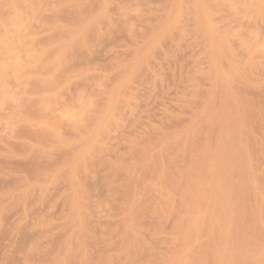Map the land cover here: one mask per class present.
Wrapping results in <instances>:
<instances>
[{
	"label": "bare ground",
	"instance_id": "bare-ground-1",
	"mask_svg": "<svg viewBox=\"0 0 264 264\" xmlns=\"http://www.w3.org/2000/svg\"><path fill=\"white\" fill-rule=\"evenodd\" d=\"M35 1H37V0H35ZM39 1V0H38ZM49 1V0H48ZM57 1H59V0H56V2ZM70 1V0H69ZM72 1V0H71ZM66 2L65 0H63V2H65L66 4H67V6H68V10H67V13L69 14V12L70 13H73L74 14V16H79V15H81V10L83 9L82 8V6H85V7H87V6H89L90 5V3H88L89 5H84V4H86V3H83L82 2V4H77V2H76V4H75V1L74 2ZM80 1V0H79ZM87 1V0H86ZM91 1H93V0H91ZM95 1V0H94ZM93 1V2H94ZM96 1H97V3H96ZM95 1V3H96V5L95 6H97V4H98V7H99V5H102L103 7H105V11H106V3H108L107 1L108 0H101L100 2L98 1V0H96ZM116 1V0H115ZM144 1V0H143ZM148 1V0H147ZM156 1V0H155ZM162 0H160L159 2H161ZM175 1H177V3H175V6H177V4L180 2V0H175ZM182 1V0H181ZM184 1V0H183ZM221 1L224 3V1H228V3L230 2V0H195V5L197 6V7H199V8H201V10H202V12H203V14L205 15V14H207V16H208V14H210L211 13V9L213 10V8H215L216 6H218V4L217 3H221ZM232 2H233V0H231ZM245 1V3L247 4V5H245L246 7H248V9L246 8V10L244 11V12H240L239 13V10H237V7H236V10L238 11L237 13H236V15H242L243 13V17L244 16H252L253 15V17L254 18H256L257 19V22H259L258 21V18L259 19H262V17L264 18V0H243V2ZM40 2H41V4H45L47 1H45L44 2V0L42 1V0H40ZM43 2V3H42ZM50 2V1H49ZM59 2H61L62 3V0L61 1H59ZM87 2H90V0L89 1H87ZM99 2V3H98ZM136 2H138V1H136ZM163 2V1H162ZM168 2H170V0L168 1V0H166V4H164V5H166L165 7L167 8V4H168ZM191 2V1H190ZM235 2H236V0H235ZM237 2H238V0H237ZM236 2V3H237ZM241 3L242 5H244V3ZM35 3L37 4V2H34V0H0V104H3V103H1V101L4 99V98H6L7 99V97H10L9 99L10 100H12V102H14L15 100H18L19 102H22L21 100H22V98L21 97H23L24 96V99L23 100H25V98L27 97V95H22V93L21 92H19V93H21V94H17V95H15V94H11V92L10 93H8L9 92V90L6 88V86L9 84V82H7L6 83V80L9 78V77H11L10 78V80L12 79V81L17 85V87L19 86H22V89H23V87H25V86H29L30 88H31V91H29V93H28V96H29V94L30 93H35V95L33 94V96L32 97H30L29 96V98L30 99H32L31 101H33V97L35 96V98L36 97H38V99H36V101H34V104H30L31 106H29L28 107V110L26 109V106L23 108V110H24V112H28V115H27V117L25 116V117H23L22 115H23V113L22 112H20V114L19 115H17L19 112H17L16 113V111H20V109H18V110H14V108H13V110H11L12 112L14 111V113H12L13 115L12 116H14L15 118H13L12 119V117H11V120H10V118H9V121H12V122H14V119H18V116H20L21 115V117H22V120H23V126L25 125V124H27L28 125V127L31 129V131H32V128L33 127H41L44 131L45 130H47L48 131V136H43L42 134H43V132L44 131H42L41 129H37L38 131H40L41 133H39L38 132V134H41V135H37L36 133H32V134H35V135H37V136H35V138H36V144L35 145H30V144H28L29 142H26V146H31L30 148L32 149V150H28V153H27V149L25 150L26 151V153L28 154L27 155V157H30V158H32V156H33V158H32V160L34 159V157H35V159H36V157L37 156H39L38 157V159L40 160V156H42V153H43V155H44V153L47 155H49L48 156V158L47 159H49V158H51V164H49L48 162H50L49 160H47V164H49V167H50V165H52L53 163L52 162H54L55 163V161L54 160H52V159H55V157L56 156H58V155H54V152L55 153H64L66 150H71V152L70 153H67V155L65 156V160H62V161H60L61 159L60 158H62V157H60L59 158V161H60V163L61 162H63V164L61 163V164H59V163H57V161H56V163L54 164V166H56V164H57V166L56 167H58L57 169H56V172H58V174H59V176L61 175V177H62V181H63V179L65 180V182H67L66 183V186H68L69 185V188H70V190H71V197H70V200H69V195H70V192H69V188H66V191H68L69 192V194H67L66 196H67V200H66V202H69L66 206L68 207H66L67 208V210H66V212L67 211H69L68 213H66V215L64 216L65 218L67 217V219H65L64 217V221L66 222L67 221V227H70L69 228V230H66L65 229V231H67V232H65V233H63L64 235H63V237H61L60 238V240L62 241L60 244H59V246H58V243H57V246H56V248L54 249L53 248V250H51L52 248H51V243H50V248H49V246H48V251H50V252H56L55 253V255L53 254V252H52V255H54V256H52V259H50L49 257H48V254H47V261H45L47 264H48V259H50V262H49V264H139V263H141L140 262V260L142 259V257H144V259L146 258V262H145V264H264V171H263V173L261 172V170H259L260 169V166H259V169L257 168V166L260 164L259 162H263L262 160L261 161H259V159H260V156H262V154L264 153V150L263 149H257L256 150V152L253 154V153H251V152H254V150H255V146H258V142L256 143V140H258V137L259 138H261L260 136H258L257 134H258V128L259 127H261V126H264V125H261V126H258V128H256L257 129V132H254L253 131V133L255 134L256 133V137H254V135H253V133H252V129H254L255 130V128H253L254 126L256 127L257 125H251L252 123L253 124H255V123H257V121L259 122V123H257V124H263L262 122V120L261 121H259L258 120V118L256 119V117H259V116H257V114L260 112H258L257 113V111L255 112L254 110H257V109H254L253 111H249V112H247V111H245L246 110V108H244V107H242L241 106V102L242 101H244L245 99H243V100H239V97L240 96H238V94L237 93H235L234 91H236L237 90V88H236V90H232L231 89V87L233 88V87H235L234 85H233V82H235L236 81V79L237 78H239V81H244L245 79L247 80V79H249V77H250V79L252 80V81H256L258 78L257 77H255V78H257V79H254V76L252 75V74H255L254 72H256L255 70L257 69H259L262 65V67H263V69H264V63H260V62H264V59H261V60H263V61H261L260 60V62H255L256 64H257V66L254 68V63H252L249 67H250V69H249V67L246 69L245 67H247V66H245L244 68H242V69H246L245 70V72H249V70H250V72L252 71V70H254V72H252L250 75H252V76H250L249 74H246L245 72H243V70H241V67L242 66H240V61L238 60V58H239V56L238 57H236V58H232L231 57V55L230 54H228V53H230V51H229V49H231L230 47L232 46H226V44L224 43V41H223V37H222V35L221 36H218L217 34H216V32H215V35H214V32H213V30H215V28L213 29L212 27V32H213V34L212 35H214V37L212 38V40H213V42H212V52H211V54H210V56H211V59H212V67H211V69L212 70H210L209 72L210 73H207L206 74V72H205V74H206V76L211 80V85H210V87L208 86V84L209 83H207V88L205 89V92H204V90L202 89V94H203V96L201 95V92L199 93V95H201L202 97H203V104H201V102H202V100L200 99V102H198L197 100H199V97H198V90L197 91H195V92H193V96H195V94H196V96L198 97V98H195V100L193 101V104H194V107H192V108H195V107H198V105L197 106H195V103H196V101L198 102V104H200V105H202V106H199L198 108H199V110H198V113L196 114L195 113V115H189V114H191V113H189L188 114V116H190L191 118H192V120H191V118H190V120L188 119L187 120V124H188V126L187 125H184L183 127H181V129H183V131L180 129L179 131H182L181 133H179V131H177L179 134H177L176 133V131H173V132H171L170 130V133H171V136H170V134L167 132V135H165V137L163 136V134H165V130H164V132H163V134H160L161 135V138H159L158 136H157V138L156 139H158V141L159 142H157V140H155V141H151L152 142V144H151V142L148 144L147 142V140H146V142L145 143H147V144H143L142 142L143 141H137L136 139H135V137H134V139H135V142H134V144H135V146L134 147H136V149L135 148H133L132 147V145H131V147H130V153L129 154H127L128 156H130V154H131V156L133 155L132 153L136 150V152H135V154H134V158H131V162H128V163H125L126 162V159L125 160H123L124 162H121L120 161V163L121 164H119V163H115V162H117V161H119V160H122V158L124 159V156L123 155H120V156H118L117 157V154L115 155L116 157L113 159V157H112V155H110L109 154V152H111V151H109L107 154H109L108 156H111V157H109L110 159H108L107 158V156H104L103 158L100 156V154L101 153H103L102 151L104 150V152L106 151L105 149L107 148V147H104L103 145H102V143H100V142H102L101 140L103 139L102 137H103V134L105 133V135H106V133L108 132L107 131V127L109 126V125H107L106 124V120L108 119V117L109 116H111L110 114L112 113V110H114V112L116 111V108L117 107H115L116 106V104L117 103H119V101H121V99H123V100H125V98H123V94H124V96H126V93L125 92H128L127 90H125V89H123V86L125 87V83L126 82H128L130 79H131V77L133 76V79L134 78H137V77H135V75H139V73H140V68H142V70L144 69L141 65L143 64H145V63H147L148 62V58H151L150 56L148 57V55L149 54H147V56L146 57H148V58H146L145 57V55H146V52L147 51H144V48H143V50H142V52H140V54L138 55L137 53H139V51L137 52V53H135V56H136V58L133 60V62L132 63H130V64H127V66H125L128 70H126L125 68L124 69H121V72L123 71V72H125V71H127V72H125L124 74H126L127 73V75H125V76H122V77H124V78H122V77H120L121 75H119V74H122L123 75V73H119V71L117 72V71H115L114 69V67H117L118 68V66H120V67H122L120 64L121 63H124L125 61H123V62H119V60H115L114 58L116 57V55H115V57H111L112 58V60L114 59L115 61H113V64H112V61L110 62V64L112 65V66H110V64H109V69L107 68L108 66H106L105 65V67L108 69V72H110V71H112L113 70V72H117L118 74H115V73H112V74H115L116 75V77L114 76L113 77V75H112V77H113V79H116V80H114V82L116 81H118L117 80V78L118 79H121L119 82H118V84L116 85V87H114L113 89H111L110 91L109 90H106V92H104L103 91V93L102 94H105V93H107L106 94V96H104L103 98H105V100L104 99H102V100H104L105 102H107L106 104L105 103H103V105L105 104V106H102L103 107V109H102V107H100L101 106V102L100 101H98L99 103H100V105L99 104H97V102H95V104H91V102L92 103H94V101H96L95 100V98H94V101H91L90 100V98H89V100L91 101L90 102V105H95L94 106V108H96V109H98L99 107L101 108V110L100 111H96V109H94L95 111H96V113H94L95 111H93V113H92V115L94 114L95 116L97 115V117L96 118H92L90 115H88V113H86V112H84V114H82V115H85V113L88 115V116H90L89 118L88 117H86V115L83 117V118H80V120L78 119L76 122L74 121L71 125H70V129L72 130V132L74 131V133H75V136L73 137L74 138V143H70V142H68L67 140H65V138H66V136H65V134L66 133H64V134H61L60 133V130L61 129H63V128H61L60 127V123H61V120H63L62 118H64V116L65 115H67L68 114V111L66 112V109H64V107L66 108V106H68V104L66 105V103L65 102H67V100L64 102V100L62 99V97H64V95L63 94H61V92L62 93H64L65 92V94H67L68 95V93L70 92V95H71V91H72V89H71V91L69 90V88H68V84L74 79V78H77V77H79L80 76V74L82 73H79V74H75V75H73V73H71V72H69V71H71V69H72V71H74L73 70V68H75V67H77V66H75V65H78L77 63H79V65H80V67H84L87 63H86V61H84V66H83V59L85 58V57H88L90 54H89V51H86V52H88V53H86V54H89L88 56L87 55H84V56H82V58H80L79 59V56H76V53L77 52H79V54H80V56L82 55V54H85V53H83L84 51H85V48L86 49H88L89 47L88 46H90L91 44V42L87 45V46H85L86 45V42H85V40L87 39V36L85 35V34H94V31L97 29V26H99V25H97L96 27H94V25H96V22H94L97 18L99 19V17H101V16H97V18L95 19V15H97V13L98 14H100L101 13V15H102V11H97L96 12V14H94V16L91 14V13H93L95 10H92V9H90V10H92L93 12H91L90 13V10L89 11H87L88 9V7L87 8H85L84 7V9H86V11L87 12H89V14H91V16L88 14L87 15V13H86V16H89V17H85V19H83V17H82V21H77L78 23H79V25L75 28V29H72L71 27H70V25H69V27H70V29H72V30H69V27L67 28L68 29V31H67V37L65 38V40H64V38L63 37H65L66 35H64V33H62V32H59L60 33V35H61V33L64 35V36H59V37H61V38H63L62 40H60L59 39V37H58V40H54V39H56V35H57V33H55L56 35H55V37H53L52 39H50V40H47L46 42H47V44L45 45L46 47L47 46H49L50 48H51V50L49 49V47H47L48 49H45L46 47L44 46V42H43V48H42V44H41V47H40V45H39V43L40 42H36V41H39V40H37V38L39 39V37H40V34L41 33H43L44 34V32L46 31V30H48V29H46L45 31H44V29H42L44 32H42L41 31V24L39 25L40 26V31H41V33L40 34H38L39 35V37H38V35H37V33L35 34V32H38V31H36L35 29V31H30L31 29L30 28H32L33 26H31L30 25V19H31V23L33 22L34 23V20H36V21H38L37 19H35L36 17H39V19L41 20L42 18H43V20H41V22H39V23H43V22H45L46 20H45V18H47L48 16H46V14L45 13H43V15H42V12H46V11H42V10H44V5L42 6L40 3H38V5H40L41 7H43V8H41L40 9V7H38L37 5H35ZM54 3V2H53ZM61 3L59 4L58 2L57 3H54V6H55V4H56V6H57V4H59V5H61ZM72 3H74V4H72ZM117 2H115V4H116ZM134 3V2H133ZM141 2H139V4H140ZM145 3V2H144ZM150 3V2H149ZM148 3V4H149ZM164 3H165V1H164ZM171 3H174L173 2V0H172V2ZM187 3V2H186ZM222 3V4H223ZM235 3V4H236ZM239 4H240V2H238ZM237 3V4H238ZM130 4V3H129ZM135 4V3H134ZM151 4V3H150ZM190 4H192V2L190 3ZM234 4V3H233ZM232 4V5H233ZM234 4V5H235ZM63 5H64V3H63ZM91 5H92V3H91ZM90 5V6H91ZM94 5V4H93ZM91 6V8H94V6ZM111 5V4H110ZM143 5V4H142ZM145 5V4H144ZM152 5V4H151ZM154 5H155V7L157 8V9H160V11H164L165 10V7H162L161 5H160V8H158V6L159 5H156L155 3H154ZM154 5H153V7L152 8H154ZM163 5V6H164ZM173 4H171V8H174V5L172 6ZM181 5V4H180ZM182 5H184V4H182ZM181 5V6H182ZM185 5H187L188 6V8H189V6H191V5H188V4H185ZM224 5V4H223ZM229 5H231L230 3H229ZM52 6H53V4H52ZM52 6H50V7H52ZM67 6H64V10L66 11V7ZM89 6V7H90ZM109 6V5H108ZM120 6V5H119ZM118 6V7H119ZM136 6V5H135ZM137 6H138V4H137ZM145 6H147V5H145ZM49 7V8H50ZM61 7V6H60ZM97 7V8H98ZM127 7V6H126ZM131 7V6H130ZM139 8L140 7H142L143 9V12L142 13H144V7L143 6H138ZM147 7H150V5L149 6H147ZM161 7L163 8V9H161ZM185 7V10H184V12H186L187 10H186V6H184ZM194 7V6H193ZM192 7V8H193ZM222 7H224V6H222ZM228 7V6H227ZM232 7V6H231ZM243 7V6H242ZM1 8H4L3 9V11H2V9ZM60 9L59 7H55V10H57V9ZM61 8H63V7H61ZM108 8V7H107ZM119 8H122L121 6L119 7ZM119 8H117V9H119ZM123 8H124V6H123ZM128 8V7H127ZM139 8H138V10L137 11H139ZM151 8V7H150ZM156 8H154V9H156ZM177 10H178V6L177 7H175ZM181 8V7H180ZM217 8V7H216ZM238 8H240V7H238ZM7 11H6V10ZM83 9V10H84ZM98 9H101V10H103L102 9V7L100 6V8H98ZM125 9V8H124ZM123 9V10H124ZM129 9V8H128ZM146 10H147V8H145ZM153 9V10H154ZM175 9V10H176ZM182 9V8H181ZM218 9V8H217ZM217 9H215V10H217ZM52 10V9H51ZM108 10V9H107ZM141 10V11H142ZM146 10H145V12H146ZM152 10V9H151ZM221 10V9H220ZM229 10V9H228ZM236 10H234V8H233V11H236ZM243 9H241L240 11H242ZM4 11H6V13L4 12ZM61 11H62V9H61ZM61 11H59V13H57V11H55L54 12V10H53V14L52 15H50L49 16V18H47L48 19V22H50V24H48V22H45V23H47V28H50L51 29V27H48V25H51V22L53 21L51 18H55L54 19V22H53V27L52 28H54V27H56V28H54L53 30H55L56 32L57 31H60V30H58V29H61L62 30V24H63V22H62V24H60L61 23V21L63 20V19H61V18H63L65 15V17H68L70 20L71 19H73V15L71 16V15H69L70 17H72V18H70L69 16H68V14L65 12L64 13V11H62V13L64 14V16H63V14L61 13ZM85 11V10H84ZM84 11H82V13L84 12ZM114 11V10H113ZM131 11H133L134 12V9L133 10H131ZM182 12H183V10H181ZM232 11V12H233ZM100 12V13H99ZM103 12H104V10H103ZM107 12V11H106ZM105 12V13H106ZM126 10H124V14H126ZM157 12V11H156ZM177 12V11H176ZM175 11H170L169 13H168V15L167 16H165V17H163V18H166V19H163V18H161V17H159V16H161V15H163V14H161L160 13V15L157 17L158 19L157 20H159V18L162 20L163 19V21L164 22H162V24L159 22V24L160 25H163V23H164V27L163 28H161V27H159L160 28V30L162 29L163 30V32H161V31H159L158 29H157V25H156V27H153V29L155 30H158L156 33H158V34H156V33H154V32H152L151 31V28H150V31L153 33V34H155V36L152 38L151 36H149L148 38H147V36H146V31H148V29L146 28L147 27V25H144V26H146L145 27V29H147L146 31H145V44L143 45L144 47L146 46L147 47V45H146V42L148 43H150V41L152 40V42L148 45L149 47H147V49L148 50H152V48H150L151 46H154V44H155V42H157V39H159L160 37H162V36H164V39H167L168 37L167 36H169L170 34H169V32H168V29H170V28H168L169 26L171 27L172 25H173V20L175 21V19H176V22H177V24L179 25L180 23H181V21H179L178 22V20H177V18H176V14H178V12L176 13ZM182 12H180V14H178L179 15V17H178V19L179 18H181V19H183L182 17L184 16V15H182V14H184V12L182 13ZM189 12V11H188ZM192 12V9H190V12H189V15H186V16H190V13ZM221 13L223 12H225L224 10L222 11H220ZM219 12V13H220ZM231 12V10H229V13ZM3 13H5V14H3ZM109 13V12H108ZM112 13H114V12H112ZM122 13V14H123ZM128 13H129V11H128ZM141 13V12H140ZM139 13V14H140ZM141 13V14H142ZM148 13V15L150 16V17H152L151 15H154L153 13L152 14H149V13H151L150 11L149 12H147ZM157 13H159V10H158V12ZM182 13V14H181ZM45 14V15H44ZM58 14H59V16L61 17V15H62V17L61 18H57L56 16H58ZM61 14V15H60ZM111 14V13H110ZM115 14V13H114ZM132 14V13H131ZM134 14H135V12H134ZM133 14V15H134ZM139 14H135L134 16L135 17H138L139 16ZM194 14V13H193ZM192 14V15H193ZM218 14V13H217ZM227 14V13H226ZM235 14V13H234ZM249 14V15H248ZM42 15V16H41ZM55 16V17H51V16ZM117 15V14H116ZM115 15V16H116ZM130 15V14H129ZM132 15V16H133ZM148 15H144L145 16V19H146V17L148 16ZM156 15V14H155ZM175 15V16H174ZM182 15V16H181ZM214 15V14H213ZM230 15H232V14H230ZM236 15H234V16H236ZM240 15L238 16V17H240ZM42 18H41V17ZM83 16V15H82ZM103 16H104V14H103ZM110 16H112V15H110ZM114 16V17H115ZM119 16V15H118ZM117 16V17H118ZM125 17L124 18H126V16H128V15H124ZM144 16H143V21H144ZM157 16V15H156ZM173 16L175 17L174 19H173ZM186 16H184L185 18H186ZM216 16H218V15H216ZM221 16V15H220ZM220 16H218L219 18H220ZM224 15H222V17H223ZM105 17H109V16H107V14L105 15ZM113 17V16H112ZM114 17H113V19H114ZM116 17V18H117ZM129 17V16H128ZM140 17V16H139ZM154 17V16H153ZM152 17V19H154ZM209 17V16H208ZM212 17V16H211ZM214 17V16H213ZM226 17V16H225ZM225 17H224V19H225ZM68 18H66L67 20H68ZM75 18V17H74ZM103 18L104 17H102V20H103ZM106 18V19H107ZM132 18V17H131ZM130 18V19H131ZM232 18V17H231ZM237 18V17H236ZM245 18V17H244ZM243 18V19H244ZM253 18V19H254ZM66 19H65V22H68V21H66ZM76 19H77V17H76ZM75 19V20H76ZM79 19H81L80 17L78 18V20ZM105 19V18H104ZM106 19H105V22H106ZM109 19H110V17H109ZM120 19V18H119ZM118 19V20H119ZM123 19V18H122ZM127 19V18H126ZM125 19V20H126ZM147 19H148V17H147ZM188 21H189V19L188 18H186ZM211 19V18H210ZM221 19H223V18H221ZM228 19V21H229V18H227ZM248 19H249V17H248ZM28 20H29V22H28ZM39 20V21H40ZM45 20V21H44ZM49 20H51V21H49ZM56 20H58V22L60 21V23L57 25L56 23H57V21ZM108 20V19H107ZM124 20V19H123ZM129 19H127V21H128ZM134 20L135 19H133V23H134V25H138V23H136V22H134ZM138 20H141L140 22H142V18H139ZM148 20H150V18L148 19ZM156 20V18H155V21L154 20H152V21H154V22H156L157 21ZM161 20H159V21H161ZM184 20V19H183ZM186 20V21H187ZM195 20V19H194ZM200 20V19H199ZM226 20V19H225ZM232 20V19H231ZM231 20H230V22H231ZM241 20V19H240ZM245 20V19H244ZM263 20L264 19H262V23L264 24V22H263ZM43 21V22H42ZM99 21V20H98ZM100 21H101V18H100ZM100 21H99V24L101 25V23H100ZM110 21H111V19H110ZM131 20H129L128 22H130ZM147 21V20H146ZM187 21V22H188ZM193 20H190V22H192ZM216 21V20H215ZM227 21V20H226ZM227 21V22H228ZM247 21V20H246ZM245 21V23H248L249 21H247L246 22ZM250 21H252V20H250ZM255 21V20H254ZM56 22V23H55ZM64 22V24H66ZM70 22V21H69ZM73 22H74V20H73ZM112 22V21H111ZM111 22L109 23L110 25H111ZM151 22V21H150ZM185 22V21H184ZM190 22H189V24L188 25H191L190 24ZM220 22V21H219ZM218 22V23H219ZM232 22H234V21H232ZM242 22V21H241ZM256 22V23H257ZM44 23V24H45ZM186 23V22H185ZM184 23V24H185ZM251 23V22H250ZM252 23H254L253 21H252ZM29 24V25H28ZM63 24V25H64ZM70 24H72V23H70ZM74 24V23H73ZM72 24V25H73ZM75 24H77L76 22H75ZM94 24V25H93ZM98 24V23H97ZM130 24H131V22H130ZM158 24V25H159ZM175 24V23H174ZM181 24H183V23H181ZM192 24H193V22H192ZM226 24H228V23H226ZM225 24V25H226ZM239 24H241V23H239ZM244 23H242V25H243ZM67 25V24H66ZM92 25H93V28H96V29H94V31H93V29L91 28L92 27ZM104 25V24H103ZM141 24H139V26H140ZM149 25V24H148ZM152 25V24H151ZM177 25V26H178ZM188 25H186V26H183V27H187V28H189L190 26H188ZM194 25H196V24H194ZM233 25H235V24H233ZM236 25H238L237 23H236ZM241 25V26H242ZM57 26L59 27V28H57ZM76 26V25H75ZM75 26H73V27H75ZM115 25L113 24V27H114ZM165 26L167 27V29L165 28ZM220 26H221V24H220ZM232 29L235 27L236 28V26H234V27H232L231 26V23H230V25H229ZM259 26V25H258ZM261 26V25H260ZM43 27H45V25H43L42 26V28ZM109 27H111V26H109ZM112 27V28H113ZM120 27V26H119ZM123 27V26H122ZM126 27V24H125V26H124V28ZM127 27H129V26H127ZM126 27V28H127ZM135 27V26H134ZM133 27V28H134ZM142 27H143V24H142ZM150 27H152V26H150ZM180 27H182V26H180ZM182 27V28H183ZM203 27V26H202ZM217 27V26H216ZM224 27V26H223ZM223 27H222V31L224 30L223 29ZM240 27V26H239ZM250 27V26H249ZM252 27H254L255 29H256V26H252ZM263 27V26H262ZM65 28H66V26H64V30H65ZM104 28V27H103ZM138 28V27H137ZM141 28V27H140ZM172 28H174L173 26H172ZM178 28V27H177ZM176 28V29H177ZM182 28H181V30H182ZM186 28V29H187ZM199 28V27H198ZM204 28V27H203ZM225 28V27H224ZM242 28V27H241ZM258 28V27H257ZM91 29V31H89ZM114 29H116V28H114ZM136 29V28H135ZM135 29H133V30H135ZM175 29V28H174ZM174 29H170L169 31L170 32H172L173 33V31H174ZM184 29V28H183ZM244 29V28H243ZM242 29V30H243ZM263 29V28H262ZM32 30H33V28H32ZM53 30H51V31H53ZM63 30V31H64ZM99 30H101L102 31V29L101 28H98V30H96V31H99ZM117 30V29H116ZM119 30V29H118ZM132 30V29H131ZM140 30V29H139ZM142 30H144V28H142L141 29V31ZM166 30V31H165ZM173 30V31H172ZM179 30V29H178ZM190 30V29H189ZM217 30H219V29H216V31ZM221 30V29H220ZM227 30V29H226ZM239 30V29H238ZM257 30V29H256ZM48 31H50V30H48ZM66 31V30H65ZM64 31V32H65ZM89 31V33H87ZM93 31V32H92ZM110 31V30H109ZM127 31V30H126ZM129 31H130V28H129ZM184 31V30H183ZM183 31H180V33L181 32H183ZM187 31H188V29H187ZM225 31V30H224ZM239 31H241V30H239ZM243 31H245V30H243ZM258 31H260V28H258V30L257 31H252V32H255V33H253V34H255V35H251L252 34V32H251V36L250 35H248V37L249 38H251V39H249L247 42H245L246 41V39H245V43H243V51H247V53L246 54H248L247 56H249V58H252V59H254V56L255 55H257V56H255L256 57V59H260V58H264L263 56H264V49H263V46H264V41H262L261 39H260V37H261V33L262 32H258ZM262 31V30H261ZM34 32V33H33ZM100 32V31H99ZM103 32V34L105 33L104 31H102ZM107 32V31H106ZM135 32H137L138 34L140 33L138 30L137 31H135ZM144 32V31H143ZM150 32V33H151ZM159 32H160V34H159ZM184 32L186 33V34H184ZM183 32V35H181L180 37H182V36H184V35H187L186 37H188L189 35H188V32H186V30ZM230 32V30H228V33ZM257 32L259 33V34H257ZM22 33V34H21ZM49 33V32H48ZM51 33V32H50ZM122 33V32H121ZM127 33V32H126ZM131 34V33H133V32H128V34ZM137 33H134L133 35L134 36H138V34ZM148 33V32H147ZM176 33H178V32H176ZM192 32H190L189 34H191ZM193 33H194V31H193ZM195 33H197V32H195ZM221 33V32H220ZM231 33H232V31H231ZM236 33V32H235ZM264 33V32H263ZM263 33H262V38H264L263 37ZM36 36V39L34 38V35ZM88 35V38L91 36V35ZM97 34L99 35L100 33H95V35L94 36H97ZM103 34H100L101 36H102V38H104L105 37V35H106V33H105V35H103ZM137 34V35H136ZM141 34V33H140ZM144 34H142V35H144ZM153 34H152V36H153ZM226 34H227V32H226ZM241 33H239V35H240ZM244 34V37H246L245 35V33H243ZM108 35V34H107ZM106 35V36H107ZM120 35V34H119ZM124 35H125V33H124ZM220 35V34H219ZM48 36H51V34L50 35H48ZM54 36V35H53ZM85 36H86V38H85ZM101 36H99V40H101L102 38H101ZM165 36L167 37V38H165ZM174 36V35H173ZM172 35L169 37L170 38V40L169 41H171V39H172V37H173ZM231 37H232V35H230ZM236 36V35H235ZM235 36H233V38L235 37ZM257 36H259V38L257 37ZM92 37V36H91ZM130 37L131 38H133L132 37V34L129 36V39H130ZM136 37H134V39L135 40H137L136 39ZM139 37V36H138ZM137 37V38H138ZM144 37H142V39H144ZM198 37H199V35H198ZM197 37V38H198ZM256 37L258 38L257 39V41H256ZM140 38V37H139ZM152 38V39H151ZM176 38V37H175ZM190 40L188 41V42H190L189 44H190V47L193 49L194 47H192V44L193 43H195L196 41L194 40V39H196V38H192V42H193V40H194V42L193 43H191V38H190V36L188 37ZM230 38V37H229ZM232 38V39H233ZM85 39V40H84ZM90 39V40H89ZM88 40H86L87 42L88 41H92L91 40V38H89ZM93 39H95V37L93 38ZM96 39H98L97 37H96ZM95 39V40H96ZM105 39H106V37H105ZM148 39H150V40H148ZM237 39V38H236ZM238 39H240V38H238ZM259 39H260V41H259ZM36 40V41H35ZM51 40H53L52 42H51ZM111 40V39H110ZM116 40V39H115ZM115 40H113V41H115ZM135 40H133V42H135ZM148 40V41H147ZM178 40H180V39H178ZM184 40H186V39H184ZM197 40V39H196ZM228 40V39H227ZM36 42V43H34V42ZM42 41V40H41ZM49 41V42H48ZM122 41V40H121ZM121 41H120V43H121ZM132 41V40H131ZM165 41V40H164ZM173 41V40H172ZM200 41V40H199ZM229 41V40H228ZM231 41H233V40H231ZM230 41V42H231ZM50 42L52 43V44H50ZM103 42H105V41H103ZM111 42V41H110ZM119 42V41H118ZM117 42V43H118ZM143 42V41H142ZM161 42H162V40H161ZM180 42H181V40H180ZM183 42H186V41H183ZM226 42V41H225ZM242 42V41H241ZM35 44V46H36V44L38 45L37 47V49H36V47L34 46V44ZM42 43V42H41ZM49 43V44H48ZM129 42L127 41V43L126 44H128ZM138 43H139V41H138ZM141 43V42H140ZM172 44H173V42H171ZM177 43H178V41H177ZM197 43H198V40H197ZM232 43H234L235 44V42H232ZM231 43V44H232ZM85 44V45H84ZM98 44V43H97ZM105 44V43H104ZM107 44V43H106ZM115 44V43H114ZM123 44V43H122ZM122 44H120V45H122ZM129 44H132L131 42L129 43ZM137 43H135L134 45H136ZM160 45H159V48L156 46L155 47V49H159V51H160V46H161V44H163V42L162 43H159ZM169 44H170V42H169ZM174 44H175V42H174ZM180 44V43H179ZM184 44V43H183ZM238 44H239V42H238ZM52 47H51V46ZM101 45H103V43L101 44ZM109 45V44H108ZM124 45V44H123ZM165 45H166V43H165ZM187 45H188V43H187ZM206 45V44H205ZM226 47H228L229 49H228V51H226L227 50V48H225V46ZM228 45V44H227ZM79 46H83L82 48L81 47H79ZM85 46V47H84ZM110 46V45H109ZM141 46V45H140ZM171 46V45H170ZM180 46V45H179ZM77 48V47H79V48H81L82 49V53H80L81 52V50L78 48V50L76 49H73V50H75V51H71L72 50V48ZM113 47V46H112ZM115 47V46H114ZM116 47H118V46H116ZM124 47V46H123ZM142 47V46H141ZM145 47V48H146ZM176 47H177V44H176ZM188 48H189V45L187 46ZM200 47V46H199ZM207 47V46H206ZM234 47V46H233ZM239 47H241V46H239ZM238 47V48H239ZM96 48V47H95ZM133 48V47H132ZM172 48H174L173 46H172ZM178 48V47H177ZM186 48V47H185ZM84 49V50H83ZM93 49V48H92ZM99 49V48H98ZM137 49V48H136ZM138 49H140V47L138 48ZM137 49V50H138ZM162 50L164 49V48H161ZM181 49H183V48H181ZM234 49V48H233ZM236 49H237V47H236ZM233 50L234 52H236L237 50ZM49 50H50V52L52 53H50L49 52ZM89 50V49H88ZM120 50V49H119ZM128 50V49H127ZM134 50V49H133ZM165 50L166 51H168L167 50V48H165ZM172 50V49H171ZM174 50L176 51V49L174 48ZM186 50V49H185ZM184 50V51H185ZM188 50V49H187ZM190 50V49H189ZM201 50H202V47H201ZM70 51H71V54H70ZM77 51V52H76ZM92 51H94V50H92ZM114 51V50H113ZM124 51H126V49L124 50ZM130 51V50H129ZM136 51V50H135ZM156 51V50H155ZM154 51V52H155ZM158 51V50H157ZM158 51V52H159ZM191 51H193V50H191ZM74 52H75V56H74ZM91 52V51H90ZM100 52V51H99ZM104 52H105V50H104ZM114 52H116V51H114ZM120 52V51H119ZM119 52H117L118 54H119ZM123 52V51H122ZM144 52H145V55H143L144 54ZM153 51H151L150 53H154ZM171 52H173V51H171ZM188 52H190V51H188ZM240 52V51H239ZM22 53V54H21ZM50 54V58L48 57V55ZM111 53H112V51H111ZM111 53H109L110 54V56H111ZM126 53H128V51L126 52ZM143 53V54H142ZM156 53V52H155ZM160 53H161V51H160ZM176 53V52H175ZM182 53V52H181ZM227 53V54H226ZM238 53V52H237ZM259 53V54H258ZM261 53V54H260ZM19 54V55H18ZM24 54V56H25V59H23V57L21 56V55H23ZM47 54V55H46ZM69 54V55H68ZM73 54V55H72ZM78 54V55H79ZM97 54V53H96ZM128 54H130V53H128ZM128 54H126V55H128ZM137 54V55H136ZM166 54H168V55H170V51H169V53H166L165 52V55ZM172 54H174V53H172ZM177 54V53H176ZM74 56V57H76V59L74 58V57H72V58H74L73 60H72V58H71V56ZM101 55V54H100ZM99 55V56H100ZM105 55V54H104ZM113 55V56H114ZM131 55V54H130ZM151 55V54H150ZM153 55V54H152ZM156 55V54H155ZM168 55H166V56H168ZM180 55V54H179ZM182 55V54H181ZM183 55H185V54H183ZM190 55H191V53H190ZM228 55V56H227ZM233 55V54H232ZM261 55H263V56H261ZM19 56V57H18ZM45 56L48 58V59H45ZM122 56V58H125L123 55H121V54H119V57L118 58H120ZM134 56V57H135ZM161 56H163V55H161ZM176 56H178V55H176ZM187 56V55H186ZM206 56V55H205ZM235 56H236V54H235ZM242 56H243V53H242ZM246 56V55H245ZM261 56V57H260ZM20 57H22V58H20ZM78 57V58H77ZM130 57V56H129ZM153 57H154V55H153ZM169 57V56H168ZM179 57V56H178ZM181 57V56H180ZM188 57V56H187ZM190 57V56H189ZM193 56H191V58H192ZM229 57H231L232 59H234V60H232L231 58V60L230 59H228ZM241 57V56H240ZM258 57V58H257ZM93 58V57H92ZM94 58H95V56H94ZM101 58V57H100ZM122 58H120V60L122 59ZM131 58H132V56H131ZM130 58V60H132ZM146 58V59H145ZM154 58H156V57H154ZM162 58H164L165 60H167L164 56L162 57ZM172 58V57H171ZM174 58V57H173ZM177 58V57H176ZM175 58V59H176ZM222 58H227L228 59V63H229V60L231 61V62H233L232 64H230L231 65V67H230V65L228 64V67L227 66H225V68H228V69H225V70H223L224 68H222L221 70V72H220V70L219 71H217V67H218V65H217V63L222 59ZM245 58V57H244ZM244 58H242V60L244 59ZM85 59H87V58H85ZM84 59V60H85ZM107 59H108V57H107ZM107 59H105V60H107ZM152 59V58H151ZM235 59H237L238 61H239V63L238 62H236V60ZM240 59V58H239ZM252 59H250V62H253L252 61ZM73 61V62H69L68 63V61ZM76 60V61H75ZM77 60H79V62L77 61ZM109 60H111V59H109ZM109 60H108V63H109ZM146 60V62L144 63V61ZM158 60V59H157ZM164 60V61H165ZM182 60V59H181ZM183 60H184V58H183ZM186 60H188V58L187 59H185L184 60V63H185V61ZM241 60V61H242ZM245 60V59H244ZM243 60V61H244ZM247 60H248V57H247ZM75 61V62H74ZM82 61V63H80ZM177 61V60H176ZM189 61H190V59H189ZM223 60H221L220 62H222ZM225 61H226V59H225ZM243 61H242V63H243ZM249 61V60H248ZM97 62V61H96ZM114 62H115V64L117 65V66H115V64H114ZM118 64H117V63ZM152 62V61H151ZM161 62V61H160ZM159 62V63H160ZM168 62V61H167ZM188 62V61H187ZM195 61L193 60L192 61V63H194ZM197 62H198V60H197ZM250 62H248L249 64H250ZM73 63H75V64H73ZM104 63V62H103ZM156 63V65H157V67H158V64H157V62H155ZM162 63H163V60H162ZM171 63V62H170ZM169 62L168 63H166L167 65L168 64H170ZM175 62H173V64H174ZM191 63V64H192ZM261 64V66H260V64ZM93 64V63H92ZM96 64V63H95ZM106 64H107V61H106ZM126 64V63H125ZM179 64V63H178ZM244 64V63H243ZM255 64V65H256ZM65 65V66H64ZM66 65H68V66H66ZM98 65V64H97ZM97 65H95V67L96 68H98L97 67ZM114 65V66H113ZM130 65V66H129ZM152 65H154V64H152ZM151 65V66H152ZM162 65V64H161ZM167 65H166V67H167ZM186 65V64H185ZM189 65V64H188ZM193 65V64H192ZM195 65H197V63H195ZM194 65V66H195ZM221 65V64H220ZM226 65V64H225ZM70 66V67H69ZM90 66V69L88 68V67ZM87 66H85L84 67V69L86 68V69H88V70H91V71H93L92 70V67L91 66H93V65H89V63L87 64ZM101 66V65H100ZM148 66H149V64H148ZM181 66V65H180ZM210 66V65H209ZM222 66H224V65H222ZM38 68V70H37V68ZM63 67V68H62ZM67 67H68V69L70 68V70H66L67 69ZM72 67V68H71ZM79 66H78V68H80ZM104 67V66H103ZM110 67H113V68H110ZM140 67V68H139ZM163 67V66H162ZM172 67V66H171ZM171 67H167V68H171ZM175 67V66H174ZM189 67V66H188ZM193 67V66H192ZM254 68V69H251V68ZM257 67H259V68H257ZM81 68V69H82ZM94 69V70H98V69ZM179 68V67H178ZM183 68V67H182ZM219 68V67H218ZM31 69H33V70H31ZM65 69V70H64ZM102 69V68H101ZM107 69H106V71L105 70H100V71H103L104 73L105 72H107ZM138 69H139V71H138ZM146 69V68H145ZM149 69H151V68H149ZM155 69V68H154ZM164 69V68H163ZM171 69H173L174 70V68H171ZM180 69V68H179ZM196 69L198 70V68H196V66H195V69H194V73H197L196 72ZM208 69H210V68H208ZM77 70V68H75V71ZM157 70L159 71V69L157 68ZM181 71H180V75L182 74V76L184 77L185 75H183V74H185V72L184 73H182V70L183 69H180ZM202 70V69H201ZM37 71V72H36ZM84 71H86V70H83V72ZM139 72L138 74L136 73V72ZM152 71V70H151ZM158 71H156L155 70V73L157 72V74H156V76L158 75ZM161 71V70H160ZM159 71V72H160ZM165 71V70H164ZM167 71H169V70H167ZM175 71V70H174ZM172 72V70H171V73H174V76H176L175 75V72ZM179 71V70H178ZM206 71H207V69H206ZM80 72V71H79ZM166 72V71H165ZM200 72V71H199ZM199 72L197 73V75H198V77H200L199 76ZM259 72H261V68H260V71ZM263 72V71H262ZM103 73V74H104ZM147 73V72H146ZM155 73H153V74H155ZM188 73V72H187ZM187 73H186V75H187ZM190 73V72H189ZM193 73V74H194ZM201 73V72H200ZM203 73V72H202ZM201 73V74H202ZM91 74V73H90ZM107 74V73H106ZM111 74V73H110ZM149 74V71H148V73H147V75ZM163 74V73H162ZM161 74V75H162ZM165 75H166V73H164ZM168 74V73H167ZM178 74V73H177ZM192 74V75H193ZM205 74H203V75H205ZM246 74V75H245ZM262 74H264V72L262 73ZM262 74H259L258 76H260V75H262ZM87 75H89V74H87ZM92 75V74H91ZM97 75V74H96ZM99 75V74H98ZM97 75V76H98ZM141 75L142 74H140L139 76H140V78H141ZM165 75H164V77H165ZM190 74H188L185 78H188V76H189ZM244 75L246 76V78L244 77ZM249 75V76H248ZM256 75V74H255ZM138 76V77H139ZM150 76V75H149ZM158 76H160V75H158ZM157 76V77H158ZM169 76V75H168ZM171 76V75H170ZM191 76V75H190ZM189 76V79L190 78H192V81L194 80V79H196V78H193V77H190ZM194 76H196V74L194 75ZM205 76V77H206ZM248 76V77H247ZM264 76V75H263ZM262 76V77H263ZM86 77H88V76H86L85 75V77L83 76L82 78H86ZM92 77V76H91ZM99 77V76H98ZM104 77V79L102 78V77H100V80L104 83L105 81V77L106 76H103ZM110 78H108V79H110L111 81L113 80V79H111L112 77H111V75L109 76ZM162 77H163V75H162ZM163 77V78H164ZM179 77V76H178ZM177 77V78H178ZM183 77L181 78V79H183ZM197 77V76H196ZM201 77H203V76H201ZM242 77V78H241ZM253 77V78H252ZM262 77H260L259 79H261ZM94 78V77H93ZM97 78V77H96ZM140 78H138V79H140ZM145 78H146V75H145ZM208 78H206V79H208ZM240 78L242 79V80H240ZM243 78H245V79H243ZM108 79H106L107 81L106 82H108L109 80ZM143 79H144V77H143ZM148 79V78H147ZM151 78L149 77V80H150ZM162 79V78H161ZM179 79V78H178ZM202 79H204V78H202ZM202 79L200 78L199 80L197 79L196 81H202ZM245 80L244 82H245V84H246V82L248 83V82H250V84L249 85H251V84H253L252 82H251V80ZM254 79V80H253ZM259 79L257 80V81H259ZM83 80V82H84V80L85 79H80V81H82ZM88 80H90L89 78L87 79V80H85V82L86 81H88ZM137 80V79H136ZM136 80H135V83H137L136 82ZM146 80V79H145ZM144 80V81H145ZM165 80H167V79H165ZM174 80H175V78H174ZM263 80H264V78H263ZM262 80V81H263ZM8 81V80H7ZM95 81H97V80H95ZM101 81H99V83H101ZM111 81H109L108 82V84L105 82L104 84L106 85L105 87H109V83H111ZM139 81V80H138ZM141 81V80H140ZM139 81V82H140ZM148 81V80H147ZM146 81V82H147ZM157 81L158 80H156V83H157ZM171 81V80H170ZM178 81H180V80H178ZM238 81V82H239ZM73 82H75V81H73ZM78 81H76V83H77ZM82 82V83H83ZM84 82V83H85ZM93 82V81H92ZM98 82V81H97ZM131 82V81H130ZM133 82V81H132ZM138 82V83H139ZM149 82H151V81H149ZM149 82H147V84L149 83ZM160 83H161V81H159ZM163 82V81H162ZM165 82V81H164ZM167 82V81H166ZM172 82H174L173 84H177V83H175V82H177V80H175V81H173V79H172ZM243 82V83H244ZM89 82H86L85 84H88ZM103 83H101V84H99V85H102ZM112 83H113V81H112ZM112 83L110 84V85H112ZM171 83V82H170ZM170 83L168 82V86L165 88V89H167V88H169V86H170ZM188 83V82H187ZM195 83H197V82H195V80H194V85H191V86H194V88H197L196 87V85H195ZM200 83V82H199ZM202 84L201 85H203V83L204 82H201ZM205 83H206V81H205ZM73 84L74 83H72V86H73ZM95 84H98V83H96L95 82ZM132 84H134V83H132ZM140 84H142V82H140ZM233 86H232V85ZM259 85H257L258 86V88H259V86H261V84L260 83H258ZM68 85V86H67ZM84 85V84H83ZM88 85H92V84H88ZM88 85H86V86H88ZM130 86H127L128 88H131V86H133L132 88L134 89H137L136 87H134V85H131V84H129ZM155 85V84H154ZM166 85H167V83H166ZM172 85V84H171ZM238 85V83H236V86ZM240 85H242L241 83H240ZM239 85V86H240ZM247 85V84H246ZM245 85V86H246ZM254 85V84H253ZM262 85H264V84H262ZM71 86V87H72ZM74 86H75V84H74ZM142 86V85H141ZM140 86V87H141ZM143 86H144V84H143ZM142 86V87H143ZM149 86H150V83H149ZM149 86H147L146 84H145V87H149ZM156 86V85H155ZM159 86V85H158ZM160 86H161V84H160ZM173 87H174V85H172ZM171 86V87H172ZM244 85H242V87H241V91H242V88H244L243 87ZM252 86V85H251ZM251 86H250V88H248L249 90H247L246 88V90L244 91V89H243V91H244V93H246V91H248L249 93L250 92H252L253 91V89L252 88H254L253 86H252V88H251ZM257 86H256V88H257ZM67 87V88H66ZM70 87V86H69ZM99 87V86H98ZM103 87V86H102ZM101 87V88H102ZM104 87V88H105ZM107 87V88H108ZM138 87V86H137ZM170 87V90L169 91H171V88ZM206 87V86H205ZM208 87L210 88L209 90H208ZM68 89L69 91H66V89ZM73 88V87H72ZM76 86L73 88V92L72 93H74L75 91H76ZM83 88V87H82ZM106 88V89H107ZM110 88V87H109ZM126 88V87H125ZM139 88V87H138ZM198 88L200 89V85L198 86ZM239 88V87H238ZM256 88H255V90H256ZM261 88H262V86H261ZM8 90V92H7V90ZM28 89V88H27ZM64 89H65V91H64ZM103 89V88H102ZM147 88H144V90H146ZM149 89L152 91V89L149 87ZM164 89V90H165ZM64 92H63V91ZM77 90H78V88H77ZM93 90V89H92ZM122 90V91H121ZM163 90V91H164ZM208 90V92H206ZM240 89H238V91H239ZM260 90H262V89H260ZM260 90H258L259 92H261ZM25 90H23V94L24 93H26V92H24ZM87 91V90H86ZM96 91V90H95ZM100 91V90H99ZM109 91V92H108ZM124 91V92H123ZM134 91H136V90H133V92ZM148 91V90H147ZM160 91H161V88H160ZM167 92H168V89L166 90ZM201 91V90H200ZM68 92V93H67ZM85 92V91H84ZM122 92V93H121ZM136 92H138V91H136ZM135 92V93H136ZM144 92V91H143ZM142 92V93H143ZM146 92V91H145ZM165 93L164 94V92L163 93H161V98H162V95L164 94V95H166V94H168V93H170V92H168V93ZM204 92V93H203ZM254 92V91H253ZM76 93H78V91H76ZM76 93H75V96H74V94H72V96L74 97L73 99H72V101H71V98H69V100L71 101V102H73V101H75V98H76ZM79 93H81V92H79ZM86 93V92H85ZM92 93H93V91H92ZM95 93V92H94ZM128 93H130V92H128ZM141 93V94H142ZM152 93V92H151ZM155 93V92H154ZM190 93H192V92H190ZM195 93V94H194ZM239 93V92H238ZM241 93V92H240ZM244 93L242 94V95H244ZM100 94H101V92H100ZM137 94V93H136ZM149 94V93H148ZM147 94V95H148ZM158 94V93H157ZM10 95V96H9ZM15 95V96H14ZM19 95H22V96H20V100H19ZM61 95H63L62 97H61V99H62V101H60L59 102V105L58 106H60L61 107V104L63 103L64 104V107L62 106V109H60V107L58 108V110H57V112H61V113H55V108L57 109V107L55 106V104L59 101V98H60V96ZM79 95V94H78ZM86 95V94H85ZM91 96H92V94H90ZM107 95H108V97H107ZM129 95V94H128ZM153 95V94H152ZM163 95V96H164ZM188 95H192V94H188ZM241 95V94H240ZM241 95V96H242ZM258 95V94H257ZM17 96V97H16ZM101 96H103V95H101ZM130 96V95H129ZM131 96L133 97V95H132V93H131ZM130 96V97H131ZM134 96H137V95H134ZM144 96H145V94H144ZM154 96V95H153ZM152 96V98L154 99V97ZM167 96V95H166ZM166 96H165V98H166ZM192 96V97H193ZM195 96V97H196ZM218 96V97H217ZM246 98H247V96L249 97V95L246 93ZM255 96V95H254ZM253 96V97H254ZM12 97V98H11ZM96 97V96H95ZM100 97V96H99ZM106 97L108 98V99H106ZM127 97V96H126ZM138 97H140V99H141V96L139 95ZM149 97V96H148ZM252 97V98H253ZM28 98V99H29ZM67 98V97H66ZM80 98V97H79ZM129 98V97H128ZM135 98H137V97H134V99ZM157 98V95L155 94V99ZM158 98H159V96H158ZM165 98H162V99H165ZM250 98H251V95H250ZM256 98H258V97H256ZM5 99V100H6ZM28 99H26V101L28 100ZM60 99V100H61ZM93 99V98H92ZM97 99V98H96ZM100 99H101V97H100ZM132 99V98H131ZM142 99H144V98H142ZM147 100H148V98H146ZM152 99V100H153ZM260 99H262V98H260ZM260 99H257V100H259L260 101ZM14 100V101H13ZM35 100V99H34ZM76 100H78L77 98H76ZM101 100V101H102ZM145 100V99H144ZM146 100V101H147ZM157 100H159V99H157ZM217 100H218V106H217ZM248 100H249V98H248ZM252 100H254V99H252ZM257 100H255V101H257ZM24 102V103H27V102ZM31 101H29L28 103H31ZM161 101H163V100H161ZM187 101V100H186ZM191 101V102H192ZM239 101H240V103H239ZM247 101V100H246ZM263 101V100H262ZM76 102V101H75ZM123 102V101H122ZM131 102V101H130ZM150 102H151V100H150ZM183 102H184V100H183ZM191 102H188L189 104L191 103ZM250 102V101H249ZM74 103V102H73ZM72 103V104H73ZM121 103V102H120ZM123 103H126L125 101L123 102ZM129 103V102H128ZM140 103V102H139ZM138 103V104H139ZM143 103V102H142ZM148 103H149V100H148ZM243 103V102H242ZM244 103H245V101H244ZM252 103V101L250 102V104ZM255 103V102H254ZM258 103V102H257ZM12 104V103H11ZM70 104V103H69ZM192 104V103H191ZM247 104H248V101H247ZM262 104V103H261ZM22 105H23V102H22ZM32 105H33V107H32ZM118 105V104H117ZM122 105H124V104H122ZM126 105V104H125ZM129 105V104H128ZM245 105V104H244ZM251 105H254V104H251ZM259 105H260V103H259ZM258 105V106H259ZM2 106L3 105H1V108H2ZM19 106H21V103H20V105ZM93 106H91V107H93ZM119 106V105H118ZM148 107H149V104L147 105ZM193 106V105H192ZM241 106V107H240ZM255 106V105H254ZM12 107V106H11ZM52 107L54 108V109H52ZM69 107V106H68ZM121 107V106H120ZM130 107H132V104H131V106ZM189 107V106H188ZM201 107V108H200ZM240 107V108H239ZM246 107V106H245ZM249 107H250V105H249ZM248 107V108H249ZM253 107V106H252ZM17 108V107H16ZM115 108V109H114ZM121 108H123V107H121ZM135 108H137V105H136V107ZM134 108V109H135ZM141 108V107H140ZM185 108V107H184ZM242 108H244V109H242ZM259 108H261V106H259L258 107V110H261V109H259ZM92 109V108H91ZM139 109V108H138ZM142 109V108H141ZM146 109V108H145ZM189 110V108H187L186 107V110ZM197 108H195V110H196ZM263 109V108H262ZM22 110V111H23ZM127 110H128V108H127ZM186 110H185V112H186ZM88 111H92V110H89L88 109ZM126 111V110H125ZM124 111V112H125ZM136 111V110H135ZM184 111V110H183ZM192 111H193V109H192ZM191 111V112H192ZM262 111V110H261ZM263 111H264V109H263ZM99 112V113H98ZM118 111H116V113H117ZM140 112V111H139ZM138 112V113H139ZM143 112V111H142ZM142 112H141V114H142ZM146 112H148V110L147 111H145L144 113H146ZM184 112V113H185ZM98 113V114H97ZM126 113V112H125ZM257 113V114H256ZM25 114H27V113H25ZM112 114H114V113H112ZM119 114V113H118ZM122 114V113H121ZM263 114V112L261 113V114H258V115H261V116H263L262 115ZM10 115H11V113H9V117H10ZM93 115V117H95ZM115 115V114H114ZM133 115V114H132ZM131 115V116H132ZM48 117V118H46L45 119V117ZM75 116H78V115H75ZM113 116V115H112ZM111 116V117H112ZM118 116H120V115H118ZM122 116V115H121ZM120 116V117H121ZM130 116V117H131ZM136 116V115H135ZM139 116V115H138ZM30 117V118H29ZM114 117V116H113ZM117 117V116H116ZM129 117V118H130ZM24 118V119H23ZM117 118H119V117H117ZM117 118H115L114 117V119H117ZM126 118H127V116H126ZM125 118V119H126ZM140 118V117H139ZM261 118H263V117H261ZM20 119V118H19ZM48 119V120H47ZM120 119V118H119ZM137 119V118H136ZM171 119V118H170ZM173 119V118H172ZM179 119V118H178ZM110 120H111V118H110ZM110 120H108V122L110 123ZM113 120V119H112ZM123 119H121L120 121H122ZM128 120V119H127ZM130 120V119H129ZM177 120V119H176ZM256 121V122H253V121ZM67 121V120H66ZM89 121V124L87 123ZM138 121V120H137ZM174 121V120H173ZM184 121V120H183ZM191 121V122H190ZM15 122H17L16 120H15ZM115 122V121H114ZM113 122V123H114ZM128 122V121H127ZM126 122V123H127ZM167 122V121H166ZM172 122V121H171ZM170 122V123H171ZM190 123V125H189V123ZM17 123H19V122H17ZM123 123V122H122ZM138 123V122H137ZM177 123V122H176ZM184 123V122H183ZM107 126H106V125ZM133 125H135L136 123L134 122V123H132ZM168 124V123H167ZM167 124H165V125H167ZM175 124V123H174ZM173 123L172 124H170V125H174ZM32 126V127H30V126ZM120 125V124H119ZM125 125V124H124ZM163 125H164V123H163ZM176 125V124H175ZM69 126V125H68ZM121 126V125H120ZM131 126V125H130ZM252 126V128H251V132H250V127ZM13 127H14V125H13ZM63 127V126H62ZM117 127H119V126H117ZM129 127V126H128ZM163 127V126H162ZM185 127V128H184ZM24 128H27V127H25L24 126ZM107 128V129H106ZM166 129H167V127H165ZM172 128V127H171ZM173 128H177V126L176 127H173ZM172 128V129H173ZM14 129V128H13ZM12 129V130H13ZM23 129V128H22ZM28 129V128H27ZM29 129V130H30ZM68 129H69V127H68ZM117 129V128H116ZM119 129V128H118ZM117 129V130H118ZM164 129V128H163ZM162 129V130H163ZM171 129V130H172ZM179 129V128H178ZM263 130H264V128H262ZM17 130H18V127H17ZM24 130H26V129H24ZM37 130H35L36 132H37ZM70 130V131H71ZM110 130V129H109ZM168 130V129H167ZM263 130H262V132H263ZM14 131V130H13ZM27 131V130H26ZM34 131V132H35ZM62 131V130H61ZM113 131V130H112ZM119 131V130H118ZM256 131V130H255ZM16 132V131H15ZM19 132V131H18ZM67 132H69V131H67ZM117 132V131H116ZM157 132V131H156ZM174 132H175V134H174ZM70 133V132H69ZM74 133L72 134V133H70V134H72V135H74ZM109 133V132H108ZM160 133V132H159ZM172 133H173V135H172ZM17 134V133H16ZM24 134V133H23ZM32 134H29L28 133V135H32ZM46 134V133H45ZM68 134V133H67ZM153 134V133H152ZM156 134V133H155ZM197 134H199L200 135V137L199 136H197ZM47 135V134H46ZM157 135V134H156ZM159 135V134H158ZM260 135V134H259ZM8 136V135H7ZM16 136V135H15ZM14 136V137H15ZM21 136V135H20ZM22 136H24V135H22ZM63 136H64V138H63ZM70 137H71V135H69ZM69 136H67V137H69ZM197 136V137H196ZM258 136V137H257ZM9 137L11 138V136L9 135ZM17 137V136H16ZM31 137H33V136H31ZM31 137H30V139H31ZM68 138V139H73V138ZM106 137V136H105ZM110 137V136H109ZM148 137V136H147ZM150 137H151V135H150ZM198 137H199V140H198ZM17 138H21V137H17ZM24 138V137H23ZM27 138V137H26ZM29 138V137H28ZM27 138V139H28ZM34 138V139H35ZM111 138V137H110ZM124 138V137H123ZM138 138V137H137ZM256 138V139H255ZM4 139V138H3ZM11 139H13V138H11ZM14 139H16V138H14ZM29 139V140H30ZM38 139V140H37ZM67 139V138H66ZM133 139V140H134ZM139 139V138H138ZM144 138H142L141 140H143ZM153 139H154V137H153ZM161 139V140H160ZM24 139H22L21 141H22V144L21 145H19V146H22L23 145V142L25 143V141H23ZM26 140V139H25ZM107 140V139H106ZM123 140H127V138H124ZM152 140V139H151ZM8 141V140H7ZM19 141V140H18ZM17 141V142H18ZM20 141V142H21ZM28 141V140H27ZM104 141V140H103ZM259 141V140H258ZM31 142V141H30ZM110 142V141H109ZM138 142V143H137ZM139 142L141 143V144H139ZM262 142V141H261ZM5 143V142H4ZM31 143H35V140H33V142H31ZM57 143V144H56ZM106 143H108V142H106ZM132 143V142H131ZM137 143V144H136ZM196 143H197V145L198 146H200V148L198 149V146H196ZM200 143V144H199ZM18 144V143H17ZM53 144H55V145H53ZM111 144V143H110ZM109 144V145H110ZM155 144V145H154ZM250 144H254V146L253 147H255L254 149H252L251 150V145ZM255 144H257V145H255ZM263 144V143H262ZM137 145H140V147H138ZM142 145V146H141ZM143 145H146V146H143ZM260 145V144H259ZM14 146V145H13ZM12 146V147H13ZM96 146V147H95ZM5 147H6V144H5ZM12 147H10V149L12 148ZM22 147H25V144H24V146H22ZM128 147H129V145H128ZM137 147H138V149L139 148H141L142 147V149H137ZM26 148H29V147H26ZM18 150H19V148H17ZM53 150V152H51L52 150ZM133 149H135V150H133ZM5 150V149H4ZM46 150H51L50 152H47ZM108 150V149H107ZM111 150V149H110ZM112 150H113V148H112ZM132 150H133V152H132ZM197 150H199V151H197ZM15 151V150H14ZM24 151V152H25ZM113 151H115V149L113 150ZM1 152L3 153L4 151H2L1 150ZM0 152V153H1ZM9 152H10V150H9ZM8 152V153H9ZM21 152V151H20ZM19 152V153H20ZM23 152V153H24ZM117 152V151H116ZM128 152V151H127ZM126 152V153H127ZM197 152V153H196ZM5 154H7L8 155V153H6V152H4ZM3 153V154H4ZM18 153V152H17ZM22 153V152H21ZM26 153H24V154H19L22 158H19V159H23V161L25 160L24 158H26ZM34 153V154H33ZM36 153H37V155H36ZM66 153H64V155L66 154ZM10 154H13L12 156H14L15 157V155H17L16 154V152H15V155H14V153H12V152H10ZM68 154H69V156H68ZM97 154V155H96ZM112 154H113V152H112ZM6 155V156H7ZM19 155H17V156H19ZM23 155L25 156V157H23ZM46 155H44L45 156V158L47 157ZM54 155V156H53ZM105 155H106V152H105ZM126 155V154H125ZM2 156V155H1ZM5 156V155H4ZM12 156H8L9 158H13ZM52 156L54 157V158H52ZM62 156V155H61ZM98 156H100L99 157V161L100 162H102L101 160L103 159H105L103 162H104V164H105V162L107 163V162H109L108 164H106L107 165V168H108V170H109V173H110V171L112 172V173H110L111 175H113V177L112 178H108V177H110V175H108L107 176V174H105L106 172H108V171H106L104 174L107 176V178H105V179H108V181H109V179H112V180H110V182L112 183L115 179V181H114V183L115 182H117V184L116 185H118L119 187V189L120 190H118L117 191V193L119 192V191H121L122 192V194H121V192L120 193H118V196L119 195H124V198H122L125 202L123 203V202H121V197L119 196V198L121 199L120 200V203H123V206H122V209H121V207L120 206H118L117 208H119L118 210H120V212L121 213H119L120 215H116L117 213L116 212H119L118 210H117V208H116V206H113V207H115V217L117 216L118 217V220L117 219H115V223H117V221H120L119 222V231H117V230H115V231H117V233L116 234H113L114 233V231L112 232V228H111V230H110V228H108L107 226H101L102 228H105V227H107L109 230H107L106 228H105V230L104 229H102L101 231H103V233H102V235L104 234V237H107V239H106V243H109L110 241L112 242V239H113V242L114 241H119V242H117L118 244L116 245V248L114 249V255H112L113 253V251L111 252V254L109 255L108 254V252H106L105 254H99L98 255V253H95V251H93L95 248H96V246H94V249L92 250L95 254H93L92 252H91V250H90V252H91V254H93V256L95 255V260H91V255H89V249H91V246H93V245H97V244H99L100 243V241H101V239H100V235L99 234H95L94 233V230L92 229L94 226H92L91 228H90V226L91 225H89V223L91 222L90 220H91V217H92V215L90 214L89 215V210H95V208H99V207H97V203L99 202L100 203V201H94V200H92L91 199V197L92 196H89L88 194H89V192H88V190L90 191H94L96 188L95 187H92L93 189H90V183L89 182H87L86 180H88L89 178H90V175L91 174H96L97 173V170L100 168L99 166V164H102V163H100L99 161L98 162H95V160L98 158ZM113 156H114V154H113ZM264 156V155H263ZM30 158H28V159H30ZM43 159H44V157H42ZM42 158H41V160H42ZM93 158H95V160H94V162L92 161V159ZM100 158H101V160H100ZM107 158V159H106ZM116 158H117V161H116ZM5 159V158H4ZM33 160V161H37V160ZM130 158H128L127 160H129ZM133 159V160H132ZM1 160H3V159H1ZM15 160V159H14ZM17 160H18V158H17ZM39 160H38V162H39ZM45 160V159H44ZM57 160V159H56ZM108 160V161H107ZM111 160H113L114 161V163L113 162H111ZM6 161V160H5ZM16 161V160H15ZM31 161V160H30ZM30 161H28V162H30ZM33 161H31L32 162V164H31V167L33 168V171H31L30 170V172H31V175H30V173H29V170H28V172H26L27 170V168H29L28 166L30 165V163H28V166H26L25 168H24V170H25V173L27 174V173H29V175L27 176V177H30L31 176V178H30V180L31 179H35V177L37 176V173H39L38 174V176L40 175V173H44L45 171H43L42 169H43V167L44 166H42V164L40 165V163H38L39 165H40V168H42L41 169V171H40V169L38 168V170L37 169H35L34 170V168H37V167H34L35 165H37L36 163H34ZM58 161V162H59ZM97 161V160H96ZM259 161V162H258ZM26 162V161H25ZM44 162V161H43ZM42 162V163H43ZM7 163H8V161H7ZM7 163L5 164L4 163V165H2V163L0 164V168H1V165H2V168H1V170H0V173H1V171L3 170V169H5V168H7L8 169V171H14L15 169L14 168H16V167H11V168H13L12 170L11 169H9L10 167L8 166V167H6L7 166ZM122 163H123V165H122ZM259 163V164H258ZM11 165H12V163H10ZM9 164V165H10ZM46 164V165H47ZM58 164H59V166H58ZM103 164V165H104ZM124 164H127V165H124ZM6 165V166H5ZM19 165H21V164H19ZM33 165V166H32ZM97 167H96V166ZM102 165V166H103ZM106 165H104V166H106ZM120 165H122V166H120ZM264 165V164H263ZM4 166H5V168H4ZM15 166V165H14ZM23 166V165H22ZM42 166V167H41ZM53 166V167H54ZM103 166V167H104ZM94 167L97 169L98 167V169L96 170V172L94 171ZM102 167V168H103ZM264 167V166H263ZM18 168L19 167H17L16 168V170L14 171V173L18 170ZM45 169L44 170H46V169H48V166H46V167H44ZM102 168H100V169H102ZM50 169V168H49ZM100 169L98 170V172L100 171ZM104 169H106V167H104ZM6 170V169H5ZM24 170H21V169H19V171H17V173H24ZM103 171V170H102ZM37 172V173H36ZM82 172V174H83V176L82 177H79V174ZM260 172V173H259ZM24 173V174H25ZM34 173H36V175L34 174ZM263 175H262V174ZM3 174V173H2ZM5 174H7V170L4 172V175ZM32 174H33V176H32ZM103 174V175H104ZM14 175V174H13ZM16 175V174H15ZM23 175V174H22ZM98 175H99V173H98ZM103 175H102V177L101 178H104L103 177ZM104 175V176H105ZM18 178L20 177V176H18V175H16ZM35 176V177H34ZM38 176L36 177L37 178V180L38 181H41V179L42 178H38ZM58 176V175H57ZM58 176V177H59ZM80 176H81V174H80ZM101 176V175H100ZM6 177H7V175H6ZM10 177H11V175H10ZM26 177V178H27ZM34 177V178H33ZM56 177V176H55ZM92 177V176H91ZM94 177H96V175L94 176ZM117 177V178H116ZM1 178V177H0ZM18 178H15L14 176H12L11 177V180H9V178H8V181H12V183H14V185L16 184V182H13V180L14 179H18ZM23 178V177H22ZM82 178V179H81ZM3 179V178H2ZM40 179V180H39ZM96 179V178H95ZM94 179V180H95ZM104 179V180H105ZM114 179V180H113ZM119 180V183H118V180ZM7 179L5 178V181H6ZM19 180H21V184L20 185H22L23 186V183H22V179H21V177L19 178ZM29 180V179H28ZM56 180H57V178H56ZM61 180V179H60ZM59 180V181H60ZM103 180V179H102ZM103 180V182L105 183V181ZM15 181H17V180H15ZM42 181H43V179H42ZM58 181V180H57ZM58 181V182H59ZM89 181V180H88ZM108 181H106V183L108 182ZM64 182V183H65ZM86 182H87V184L89 183V185H87L88 187H86ZM110 182H108V183H110ZM11 183V182H10ZM61 182H59V184H60ZM94 183V182H93ZM96 183V182H95ZM95 183H94V186H95ZM97 183H99V182H97ZM106 183L105 184H103V187H104V185H106ZM113 183V184H114ZM2 184V183H1ZM57 185H58V183H56ZM56 184H54V186L56 185ZM100 184V183H99ZM8 186H9V184H7ZM12 185V184H11ZM13 185V187H15ZM18 185H19V183H18ZM26 185V183H24V186ZM51 185V184H50ZM108 185V184H107ZM1 186H3V185H1ZM0 186V187H1ZM5 186V185H4ZM17 186V185H16ZM53 186V187H54ZM64 186V185H63ZM62 186V184H61V189L62 188H64ZM111 186V185H110ZM109 186V187H110ZM21 188V186H18V188ZM52 187V188H53ZM60 187L58 186L57 188H59L60 189ZM113 187V186H112ZM114 187H115V189H114ZM114 187H113V190H116L117 188H116V186L114 185ZM2 188V187H1ZM1 188H0V190H1ZM12 188V186L11 187H8V189H11ZM52 188H50V189H52ZM106 188V187H105ZM6 189H7V187H5V191H6ZM35 190H34V192L36 191V189H38V188H34ZM103 189V188H102ZM112 189V188H111ZM14 190H18V189H14ZM55 190H57L58 191V189H56V186H55ZM55 190H51V191H55ZM64 190V189H63ZM62 190V192H64ZM108 190H110L109 188H108ZM3 191V190H2ZM28 192H31V191H29V190H27ZM27 191H26V193H27ZM38 191V193H39V189L37 190ZM47 191H50V190H47ZM57 191L54 193V194H52L51 196H54L55 197V195H57ZM61 191V190H60ZM91 191H90V193H91ZM102 191V190H101ZM34 192L32 193V195L31 196H33V194H34ZM59 192V191H58ZM95 192H96V190H95ZM108 192V191H107ZM110 193H111V191H109ZM3 193H4V191H3ZM36 193V192H35ZM51 194L52 192H47V193H45V194ZM113 193H115V192H113ZM117 193H115V196L117 195ZM22 194V198L24 197L23 196V194H25V193H21ZM37 194V193H36ZM35 194V195H36ZM50 194L48 195V197H50ZM92 195H93V192L91 193ZM107 194V193H106ZM109 194V193H108ZM1 195H3L4 196V194H1ZM0 195V197H2ZM10 195V194H9ZM14 195H16V194H14ZM13 195V196H14ZM13 196H12V199H13ZM66 196H64V197H66ZM96 196V195H95ZM111 196H113V195H111ZM110 196V197H111ZM21 197V195L19 196V198ZM30 197V196H29ZM57 197V196H56ZM61 197H63V196H61ZM61 197H60V200H61ZM63 197V198H64ZM89 197H90V199L91 200H89ZM105 197H106V195H105ZM14 198H15V196H14ZM25 198V197H24ZM37 198V196L36 197H34L33 199H36ZM92 198H94V196L92 197ZM117 198V197H116ZM116 198H113V200H115ZM119 198H117L118 200H119ZM15 199H17V198H15ZM15 199H14V201H15ZM21 199V198H20ZM20 199H17L18 201H19V203H20ZM26 199H27V195H26ZM33 199H32V201H33ZM47 199L49 200V198H46L45 197V199H44V201L46 200V202H48L47 201ZM51 200H52V198H50ZM66 199V198H65ZM65 199H64V201H65ZM98 199V198H97ZM108 199V198H107ZM6 200H7V195H6ZM23 200V199H22ZM29 200H30V198H29ZM42 200H43V196H42ZM90 201V203L92 202V204H91V209H90V207H89V205H90V203H89V201ZM103 200V199H102ZM101 200V201H102ZM108 200H109V202H108ZM108 200H105L106 202H108L107 204H106V206L107 205H109V203H110V208H111V201H110V198L108 199ZM117 200V201H118ZM25 201V199L23 200V202ZM31 201V202H32ZM35 201H38V200H35ZM59 201V200H58ZM8 202H9V199H8ZM11 202V201H10ZM9 202V203H10ZM16 202V201H15ZM15 202H13L12 201V204L13 203H15ZM22 202V201H21ZM27 202V201H26ZM26 202H24V203H26ZM30 202V203H31ZM34 202V201H33ZM45 202V203H46ZM49 202H50V200H49ZM88 202V203H87ZM95 202H96V206L95 207H93L94 205H95ZM104 202V201H103ZM105 202V203H106ZM3 203V206L5 205L6 206V204H4V202H2ZM1 203V204H2ZM8 203V204H9ZM18 203V204H19ZM29 203V204H30ZM35 203V202H34ZM34 203H33V205H34ZM37 203V202H36ZM39 203V202H38ZM43 203V202H42ZM52 203V202H51ZM94 203V204H93ZM102 203V202H101ZM100 203V204H101ZM115 203H117V202H115ZM17 204V203H16ZM27 205H28V203H26ZM103 204V203H102ZM113 204H114V202H113ZM119 204H117V205H119ZM10 205V207H12L11 206V204H9ZM15 205V204H14ZM36 205H39V204H35V206ZM48 205V204H47ZM56 205H57V203H56ZM116 205V204H115ZM26 206V205H25ZM35 206L33 207V208H35ZM50 206V205H49ZM141 206L142 207H144L145 209V211L144 212H148L147 214H146V217L147 218H156L158 221L160 220H165V219H168V218H173V220H175L174 222L173 221H171V222H173L174 224H173V228L171 229V232H169V234L171 235V238H168L167 237V239H165L164 237V239H165V241H166V244L169 242V248L167 249L166 247H164L165 248V250H166V252L163 254V255H161L160 254V256H159V252L157 251L156 253H158L157 254V258L155 259L153 256L154 255H152V252L154 251H151L153 248L152 247H149V245H148V243H150V242H146L144 239V237L142 238L141 237V231L139 230V224H141V221L143 220V218H144V216H143V218H142V220L140 221V219H141V216H142V214H143V211H142V209H141ZM8 207V206H7ZM9 207V208H10ZM20 207H21V204H20ZM19 207V208H20ZM39 207V206H38ZM38 207H37V210L35 209V211L37 212V214L38 213H40V212H38L39 210H38ZM56 207V206H55ZM54 207V208H55ZM104 207V206H103ZM108 207V206H107ZM3 209H4V207H2ZM15 208V207H14ZM13 208V209H14ZM18 208V207H17ZM18 208V209H19ZM26 208V207H25ZM29 208H31V211H32V206L30 207L29 206ZM29 208H27V210H29ZM45 209H48V206H47V208L46 207H44ZM92 208H94V209H92ZM106 208V207H105ZM109 208V210H111ZM62 209V208H61ZM101 209V208H100ZM107 209V208H106ZM15 210H16V208H15ZM51 210V209H50ZM112 210H113V208H112ZM149 210V211H148ZM3 211V210H2ZM1 211V212H2ZM41 211V210H40ZM43 211H45V210H43ZM47 211V210H46ZM49 211V210H48ZM7 212H9V209H7ZM6 212V214H8ZM11 212H13V211H11ZM17 212V211H16ZM15 212V213H16ZM27 212H30V210L29 211H27ZM98 212H100V211H98ZM101 212H103V211H101ZM107 212V211H106ZM33 213V212H32ZM46 213V212H45ZM63 212H62V210H61V213L60 214H62ZM65 213V212H64ZM96 213V212H95ZM105 213V212H104ZM149 213L152 215V217L151 216H149ZM17 214H19V211H18V213H16V215H15V218L17 219V217H18V215ZM21 214V213H20ZM31 213H29V215H30ZM37 214H36V216H37ZM47 214V213H46ZM110 214V213H109ZM0 215H2V214H0ZM49 215V214H48ZM50 215H52V214H50ZM55 215V214H54ZM106 215V214H105ZM145 215V214H144ZM154 215V216H153ZM11 216V213H10V215H9V217ZM17 216V217H16ZM33 216H34V214H33ZM38 216H40V215H38ZM37 216V217H38ZM44 216V215H43ZM47 216V215H46ZM60 216H62V215H60ZM90 216V217H89ZM112 217H113V215H111ZM4 217V216H3ZM11 217H13V216H11ZM29 217H31V216H29ZM28 216L26 217L27 218V220H28V218H29ZM94 217V216H93ZM108 217V216H107ZM119 217H120V219H119ZM14 218V217H13ZM40 218H41V216H40ZM43 218V217H42ZM47 218V220H48V217H46ZM63 218H61V221H62V219ZM90 218V219H89ZM114 218V217H113ZM149 218V221L151 222V219ZM16 219H14V220H16ZM22 219V218H21ZM56 219V218H55ZM58 219V218H57ZM110 219H112V218H110ZM144 219H146V218H144ZM5 220H6V218H5ZM36 220V224L38 223L37 222V219H35ZM53 220V219H52ZM59 220V219H58ZM106 220H107V218H106ZM113 220V219H112ZM117 220V221H116ZM148 219H146V221H147ZM157 220H156V222H157ZM172 220V219H171ZM1 221V220H0ZM10 221V220H9ZM12 219H11V223H12ZM26 221V220H25ZM34 221V220H33ZM53 221H55V220H53ZM64 221H62V223H64ZM90 221V222H89ZM145 221V222H146ZM159 221V222H160ZM7 222V221H6ZM27 222V221H26ZM25 222V223H26ZM30 222H32L31 220H30ZM35 222V221H34ZM93 222V221H92ZM143 222V221H142ZM148 222V221H147ZM149 222V223H150ZM154 222H155V220H154ZM153 222V223H154ZM162 222V221H161ZM160 222V223H161ZM4 223V222H3ZM61 223V222H60ZM69 223V224H68ZM113 223V222H112ZM111 223V224H112ZM144 223V222H143ZM143 223H142V227H143ZM152 223V225H151V227L153 226V225H155V224H153ZM159 223V224H160ZM163 223V222H162ZM170 223V222H169ZM6 224V223H5ZM9 224V223H8ZM32 224V223H31ZM40 224H42V225H44L45 227L47 226V225H45V222L43 221V220H41V223ZM53 224V223H52ZM56 224V223H55ZM101 224V223H100ZM158 224V223H157ZM167 224V223H166ZM12 225V224H11ZM11 225L9 226V225H5L6 227H10V229H11ZM23 225H24V222H23ZM27 224H25V226H26ZM30 225V224H29ZM33 225V224H32ZM31 225V226H32ZM57 226H58V223L56 224ZM60 225V224H59ZM65 225V224H64ZM117 225V227H118V224H116ZM145 225V224H144ZM147 225V224H146ZM145 225V226H146ZM150 225H148V226H150ZM163 225V224H162ZM169 225V224H168ZM1 226V225H0ZM51 225H49V227H50ZM53 226H54V224H53ZM52 226V227H53ZM148 226L146 227V228H148ZM157 226V225H156ZM34 227V226H33ZM36 227V226H35ZM61 227V226H60ZM66 227V226H65ZM141 227V226H140ZM141 227V228H142ZM151 227H150V230H151ZM159 227V226H158ZM166 227V226H165ZM7 228V230H9V231H11L10 229H8ZM21 228H23V227H21ZM25 228H27V226L25 227ZM56 228V227H55ZM58 228H59V226H58ZM62 228V227H61ZM61 228L59 229V231L61 230ZM146 228H144V229H146ZM161 228V227H160ZM170 228V227H169ZM14 229V228H13ZM16 229V228H15ZM20 229V228H19ZM39 229V228H38ZM38 229H37V231H38ZM47 229V228H46ZM118 229V228H117ZM144 229H143V231H144ZM162 229H164V227L162 228ZM167 229V228H166ZM57 228H56V232L55 233H57ZM62 230H64V229H62ZM147 230V229H146ZM152 230H153V232H154V230H155V228L154 227H152ZM151 230V231H152ZM157 230H159L158 228H157ZM8 231V232H9ZM22 231V230H21ZM35 231V230H34ZM40 231H43V229L42 230H40ZM51 231V230H50ZM164 231H166V230H164ZM168 231V230H167ZM166 231V232H167ZM1 232V231H0ZM5 232H6V230H5ZM27 232V231H26ZM141 232V233H140ZM150 232V231H149ZM24 233V232H23ZM45 232H43V234H44ZM48 233H49V231H48ZM101 233V232H100ZM146 232H144V234H145ZM152 233V232H151ZM155 233H156V231H155ZM154 233V234H155ZM158 234H156L155 236L157 237V235H159L160 236V234L159 233H163V232H157ZM2 234V233H1ZM3 234H5V233H3ZM2 234V236H4ZM6 234H7V238H8V235H9V233H7L6 232ZM15 234V233H14ZM42 234V232H40V237L42 236L41 235ZM58 235H59V232L57 233ZM154 234L153 235H151L152 237L154 236ZM164 234H165V232H164ZM167 234V233H166ZM13 235V234H12ZM17 235H19V234H17ZM22 235V234H21ZM28 235V234H27ZM32 234H30V236H31ZM38 235V234H37ZM47 235V234H46ZM50 235H51V233H50ZM52 235H54V233L52 234ZM98 235V236H97ZM113 235H116V240H115V237L114 238H112L113 237ZM1 236V235H0ZM1 236V237H2ZM26 236V235H25ZM30 236L28 235V237H29V240L31 239L30 238ZM35 236H36V234H35ZM44 236V235H43ZM43 236L41 237V238H43ZM56 236V235H55ZM143 236V235H142ZM158 236V237H159ZM11 237V236H10ZM16 237H18V236H16ZM50 237H52V236H46V238L48 239V238H50ZM155 237V238H156ZM166 237V236H165ZM5 238V237H4ZM3 238V239H4ZM12 238H13V236H12ZM39 238V237H38ZM46 238H45V240H46ZM55 238V237H54ZM57 238V237H56ZM161 238V237H160ZM16 239V238H15ZM21 238H19V240H20ZM24 240H27V239H25V237L23 238ZM34 239H36V237L34 238ZM40 239V238H39ZM38 239V240H39ZM162 239V238H161ZM7 240V239H6ZM5 240V241H6ZM10 240V242L13 240H11V239H8V241ZM44 240V239H43ZM37 241V240H36ZM40 242H41V240H39ZM38 241V242H39ZM53 241V240H52ZM52 241H48V243L49 242H52ZM109 241V242H108ZM144 241L146 242V246H148L149 248H150V250H149V248L147 247H145V243H144ZM151 241H153V240H151ZM157 241H159V239L157 240ZM17 242V241H16ZM39 242V243H40ZM59 242V241H58ZM110 242V243H111ZM116 242H114V244L116 243ZM162 242H164L163 240H162ZM1 243V242H0ZM7 243V242H6ZM9 243V242H8ZM17 243H19V242H17ZM32 243V242H31ZM103 243H105L104 241H103ZM15 244V243H14ZM13 244V245H14ZM53 244H54V242H53ZM156 244V243H155ZM165 244V245H166ZM1 245V244H0ZM2 245H3V241H2ZM26 245V244H25ZM34 245V244H33ZM47 245V244H46ZM55 245V244H54ZM53 245V246H54ZM106 245V244H105ZM104 245V246H105ZM159 245V244H158ZM4 246H6L5 248H8V246H7V244H5V245H3V247ZM9 246H11L10 245V243H9ZM15 246V245H14ZM18 246V245H17ZM28 246V245H27ZM30 247H31V249L33 250L34 249V247L32 248V246L31 245H29ZM110 246V245H109ZM152 246H153V244H152ZM156 246V245H155ZM160 246V245H159ZM2 247V248H3ZM45 247V246H44ZM44 247H42L41 249H39V245H38V248H36L35 247V252H36V249L38 250H43V248ZM113 247H115V246H113ZM4 248V251L6 250ZM11 248H12V246H11ZM10 248V249H11ZM16 248V247H15ZM18 248H20V247H18ZM18 248H16V249H18ZM58 248V249H57ZM102 248V247H101ZM1 249V248H0ZM15 249V250H16ZM21 249V248H20ZM26 248H24V250H25ZM30 249V250H31ZM45 249V248H44ZM47 249V248H46ZM100 249V248H99ZM99 249L98 250H96V251H99ZM103 249V248H102ZM107 250H108V246H107V248H106ZM160 249V248H159ZM8 250V249H7ZM29 250V249H28ZM56 250V251H55ZM101 250V249H100ZM17 251V250H16ZM15 251V252H16ZM20 251V250H19ZM45 251V250H44ZM18 252V251H17ZM16 252V253H17ZM22 252V251H21ZM31 252V251H30ZM30 252H27V253H29V254H32V252L30 253ZM39 252H41V251H39ZM46 252V251H45ZM104 251H102V252H99V253H103ZM151 252V253H150ZM5 253V252H4ZM6 253H7V251H6ZM9 253V252H8ZM38 253V252H37ZM44 253V252H43ZM110 253V252H109ZM161 253V252H160ZM163 253V252H162ZM21 253L19 252V255H20ZM96 254H97V256H96ZM154 254H155V251H154ZM22 255H23V257H24V253H22ZM40 255V254H39ZM43 255H45V254H42V257H43ZM4 256H6V255H4ZM3 256V257H4ZM9 256H10V254H9ZM11 256H12V253H11ZM27 258H30L31 256H29L28 254H27ZM35 256H36V254H35ZM142 256V257H141ZM8 257V256H7ZM6 257V258H7ZM15 257V256H14ZM33 258H34V256H32ZM31 257V258H32ZM37 257V256H36ZM45 257H46V255H45ZM50 257H51V254H50ZM9 258H11V257H9ZM20 258H21V256H20ZM19 258V259H20ZM26 258V257H25ZM32 258V259H33ZM38 258V257H37ZM140 258V260L138 261V259ZM1 259V258H0ZM92 259H94V258H92ZM154 259V260H153ZM4 260V259H3ZM26 260V259H25ZM28 260H30V259H28ZM27 260V261H28ZM41 260V259H40ZM45 260V259H44ZM143 260V259H142ZM14 261H15V259H14ZM16 261H19V260H16ZM15 261V262H16ZM23 261H24V259H23ZM26 261V262H27ZM32 261V260H31ZM30 261V262H31ZM35 261V260H34ZM1 262V261H0ZM10 262V261H9ZM29 262V261H28ZM43 262V261H42ZM143 262V261H142ZM4 263H5V261H4ZM6 263H7V261H6ZM33 263V262H32ZM38 264L37 262H34V264ZM41 263V262H40ZM2 264V263H1ZM13 264H16V263H14L13 262ZM22 264H23V262H22ZM29 264V263H28ZM142 264H144V262L142 263Z\"/></svg>",
	"mask_w": 264,
	"mask_h": 264
},
{
	"label": "rangeland",
	"instance_id": "rangeland-1",
	"mask_svg": "<svg viewBox=\"0 0 264 264\" xmlns=\"http://www.w3.org/2000/svg\"><path fill=\"white\" fill-rule=\"evenodd\" d=\"M43 1V0H42ZM45 1H47L45 4H41V2H40V0L38 1H35L34 0V2H37V4L35 3V5H37L38 7H40V9L41 8H43V7H41L40 5H38V3H40L42 6L44 5V10H42V11H46V12H42V15H43V13H45L46 14V16H48L47 18H49V16L50 15H52L53 14V10H54V12L55 11H57V13H59V11H61V9H62V11H64V13L66 12L67 13V10H68V6H67V4L65 3V2H63V0H62V3L61 2H59V1H61V0H59V1H57L59 4L61 3V5H59V4H57V6H56V4H55V6H54V3H57L56 2V0H44V2ZM66 2H70L69 0H65ZM75 1V4H76V2H77V4H82V2L83 3H86V4H84V5H89L88 3H90V5H91V3H92V5L94 6V8H91V6L89 7V6H87V7H85V6H82V8L84 9V7L85 8H87L88 10L87 11H89L90 9H92V10H95L94 12L92 11V10H90V13L91 12H93V13H91L93 16H94V14H96V12L97 11H102V15H101V13L100 14H98L97 13V15H95V19L97 18V16L99 15V16H101V17H99V19L97 18L94 22H96V25H94V27H96L97 25H99V26H97V29L96 28H93V25H92V29H93V31H94V29H96V30H98V28H101L102 29V31H104L105 33H106V35H105V33L103 34V32L101 31V30H99V31H94V34H90L89 33V31H91V29L87 32V33H89L91 36L89 37V38H91V40L92 41H86V40H88L89 38H88V35L87 34H85L86 36H87V39L85 40V42H86V45L85 46H87L90 42V46H88L89 48V50L88 49H86L85 48V51L83 52V53H85L86 51H89V54H86V53H88V52H86L85 54H82L81 56H80V54H79V52H77L76 53V56H79V59L80 58H82V56H84V55H89L88 57H85V58H87V59H83V63H82V61L80 62V63H82L83 64V66H84V61H86V63L88 64L89 63V65H93V66H91L92 67V70L93 71H91V70H88V69H86L88 66H87V64L85 65V66H87L85 69H84V67L82 68V67H80V65H79V63H77L78 65H75V66H77V67H75V68H77V70L75 71V68H73V70L74 71H72V69H71V71H69V72H71V73H73V75H75V74H79V73H81L80 74V76L79 77H77V78H74L68 85L70 86H68V88H69V90L71 91V89H72V91H71V95H70V92L68 93V95L67 94H65V89L67 88H65L64 89V93H62L61 92V94H63L64 95V97H62L63 95H61L60 96V98H59V101L55 104V106L57 107V109L55 108V113H61L60 111L59 112H57V110H58V108L60 107V106H58L59 105V102L60 101H62V99L64 100V102L67 100V102H65L66 103V105L68 104V106H66V108L64 107V104L62 103L61 104V107H60V109H62V106L64 107V109H66V112L68 111V114L67 115H65L64 116V118H62L63 120H61V123H60V127L61 128H63V129H61L60 130V133L61 134H64V133H66L65 134V136H66V138H65V140H67L68 142H70V143H74V136H75V133H74V131L72 132V130L70 129V125L75 121H77L78 119L80 120V118H83L85 115H86V117H90L91 115H92V113H93V111H95L94 109H96L97 107L95 106L96 104H95V102H97V104H99L100 105V103L98 102V101H100L101 102V106L100 107H102V106H105V104L107 103V102H105L104 100H105V98H103L104 96H106V94L107 93H105V94H102L103 93V91L104 92H106V90H111V89H113L114 87H116V85L118 84V82L121 80V79H118L117 78V82L115 81L114 82V80H116V79H113V77L115 76L116 77V75L115 74H118L117 72L119 71V73L121 72V69H126V70H128L125 66H127V64H130V63H132L133 62V60L136 58V56H135V53H137L138 51H139V53H137L138 55L140 54V52H142V50H143V48H144V51H147L146 52V55H145V52H144V54L143 55H145V57L147 56V54H149L148 55V57L150 56L151 58H148V57H146V58H148L147 60H148V62L147 63H145L146 62V60L144 61V65L142 64L141 66L144 68L143 70H142V68H140V73L138 72L139 71V69H138V71L136 72L137 74L139 73V75L140 74H142L141 75V78H140V76L139 75H135V77H137V78H134L133 79V76L131 77V79L128 81V82H126L124 85H125V87L123 86V89H125V90H127L128 92H130V93H128V92H125L126 93V96H124V94H123V98H125V100H123V99H121V101H119V103H117L116 104V106L115 107H117L116 108V111H118L117 113H116V111L114 112V110H112V113H114V114H110L111 116L113 115L115 118H117V117H119V118H117V119H114V117L112 116H109L108 117V119L106 120V124L107 125H109L106 129H107V131L109 132H107L106 133V135H105V133L103 134V139L101 140L102 142H100V143H102V145L104 146V147H107L105 150V152H106V155H105V152H104V150L102 151L103 153H101L100 154V156L103 158L104 156H107V158L108 159H110L109 157H111V156H108L109 154L110 155H112V157H113V159L116 157L115 155L117 154V157L118 156H120V155H123L124 156V159L122 158V160H119V161H117V158H116V161L117 162H115V163H119V164H121L120 163V161L121 162H124L123 160H125L126 159V162L125 163H128V162H131V158H134L135 156H134V154H135V152H136V147H134L135 146V144H134V142H135V139L138 141H143L142 143L144 144L145 142H146V140L148 141L147 143L149 144L151 141L153 142V141H155V140H157V142H159L158 141V139L159 138H161V135L160 134H163V132H164V130H165V134H163V136L165 137V135H167V132L170 134V136H171V133H170V131L171 132H173V131H176V133L177 134H179V133H181L182 131H183V129H181V127H183L184 125H187L188 126V124L186 123L187 122V120L189 119L190 120V116H188V114L189 113H191V114H189V115H195V113L197 112L198 113V110H199V106H202V105H200V104H198V102H200V99L202 100V102H201V104H203V94H202V89L204 90V92H205V89L207 88V83H209L208 84V86L210 87V85L212 84L211 83V80L206 76V74L207 73H210L209 71L210 70H212L211 69V67H212V59H211V56H210V54H211V52H212V42H213V40H212V38L214 37V35H215V32H216V34L218 35V36H221L222 35V37H223V41H224V43L226 44V46H231L230 48L231 49H229L228 47H226L225 45V48H227V50L226 51H228V49H229V51H230V53H228V54H230L231 55V57L232 58H236V57H238L239 56V58H238V60L240 61V66H242L241 67V70H243V72H245V70L252 64V63H254V68L257 66V64L255 63V62H260V60L261 59H264V58H258V59H256V57L255 56H257V55H255L254 56V59H252V58H249V56H247L248 54H246L247 53V51L245 52V51H243V43H245V42H247L249 39H251V38H249L248 37V35H250L251 34V32L252 31H257L258 30V28H260V31H258L259 33L260 32H264V24L262 23V19H264L263 17H262V19H259L258 18V21L259 22H257V19L256 18H254L253 17V15L251 16H242V15H240L241 13L240 12H244L245 10H246V8L248 9V7H246L245 5H247L246 3H245V1L243 2V0H238V2H240V4L237 2V0H236V2L238 3H236L235 2V0H233V2L230 0V4L231 5H229V3H228V1H224V3L221 1V3L219 2V3H217L218 4V6H216L215 8H213V10L211 9V13L210 14H208V16H207V14H203V12H202V10H201V8H199V7H197L196 5H195V0H180V2L177 4V6H178V10L175 8V7H177V6H175V3H177V1H175V0H173V2L174 3H171L172 2V0H170V2H168V4H167V8L165 7L166 5H164V4H166V0H162L161 2H159L160 0H108L107 2L108 3H106V11H105V7H103L102 5H99V7H98V4H97V6H95L96 5V3H97V1H96V3H95V1L93 2V1H91L90 0V2H87V1H89V0H72L71 2H74ZM99 2L101 1V0H98ZM136 1H138V2H136ZM164 1H165V3H164ZM169 1V0H168ZM192 2V4H190L191 2ZM54 2V3H53ZM98 2V3H99ZM115 2H117L116 4H115ZM135 4H134V3ZM139 2H141L140 4H139ZM145 2V3H144ZM152 4H150V3ZM187 2V3H186ZM244 3V5H242L241 3ZM43 3V2H42ZM63 3H64V5H63ZM101 3V2H100ZM130 3V4H129ZM149 3V4H148ZM154 3L156 4V5H159L158 6V8H160V5L162 6V7H165V10L164 11H160V9H157L156 7H155V5H154ZM224 5H223V4ZM235 5H234V4ZM52 4H53V6H52ZM72 4H74V3H72ZM111 4V5H110ZM137 4H138V6H143L144 7V13H142L143 12V8L142 7H138L137 6ZM143 4V5H142ZM147 5V6H149L150 5V7H147V6H145V5ZM171 4H173L174 5V8H171ZM182 4H184V5H181ZM185 4H188V5H191V6H189V8H188V6L187 5H185ZM233 4V5H232ZM83 5V4H82ZM109 5V6H108ZM122 7V8H119L120 6ZM136 5V6H135ZM153 5H154V8H156V9H154V8H152L153 7ZM164 5V6H163ZM172 5V6H173ZM50 6H52V7H50ZM63 7V8H61V7ZM64 6H67L65 9H66V11L64 10ZM100 6L102 7V9L104 10V12H103V10H101V9H98V8H100ZM119 6V7H118ZM123 6H124V8H123ZM129 8H127V7ZM131 6V7H130ZM184 6H186L187 8H186V12H184V10H185V7ZM194 6V7H193ZM222 6H224V7H222ZM228 6V7H227ZM232 6V7H231ZM243 6V7H242ZM50 7V8H49ZM55 7H59L60 9H57V10H55ZM98 7V8H97ZM108 7V8H107ZM161 7V9H163ZM182 9H181V8ZM193 7V8H192ZM236 7H237V10H239V15H240V17H238L239 15H236V13L238 12L237 10H236ZM238 7H240V8H238ZM246 7V8H245ZM90 8V9H89ZM117 8H119V9H117ZM138 10V8H139V11H137L136 9ZM145 8H147V10L145 9ZM233 8H234V10H236V11H233ZM2 9V11H3V9L4 8H1ZM52 9V10H51ZM81 10V15H79V16H74V14L73 13H70L69 12V14H68V16L69 15H71L72 17H73V19H69L68 17H65L64 16V14L62 13V11H61V13L63 14V18H61L62 17V15H61V17L59 16V14H58V16H56L58 19L59 18H61V19H63L62 21H61V23H60V21L58 22V20H56L57 21V25L60 23V24H62V22H63V24H64V22H65V19L66 18H68V20L66 19V21H68V22H65L66 24H62V27L64 28V26H66V28H65V30L62 28V30L61 29H58V30H60V31H55V30H53L54 28H56V27H54V28H52L53 27V22H54V19L53 18H51L53 21L51 22V25H48V27H51V29L50 28H47V23H45V22H48V19L47 18H45V22H43V23H39V22H41V20H43V18L40 20L39 19V17H36L35 19H37L38 21H36V20H34V23L32 22L31 23V19H30V22H29V20H28V22L30 23V25L31 26H33L32 28H33V30H32V28H30L31 30L30 31H38V32H35V34L37 33V35L38 34H40L41 33V31L42 32H44L46 29H48V30H50V31H48V30H46L45 32H44V34L43 33H41L40 34V37H39V35H38V37H39V39L37 38V40H39V41H36V42H40L39 43V45H40V47H41V44H42V48L47 44V40H50V39H52L53 37H55V33H57V35H56V39H54L55 41L56 40H58V37L59 36H64V35H66L67 34V31H68V27H69V25H70V27L72 28V29H75L78 25H79V23L77 22V21H82V17H83V19H85V17H89V16H86V13H87V15L89 14V12H87L86 11V9H84V10ZM108 9V10H107ZM126 10L127 12H126V14H124L123 12H124V10ZM134 9V12H135V14L137 15V14H139L140 12L142 13H140L139 14V16L138 17H135L136 15L134 14V12L133 11H131V10H133ZM152 9V10H151ZM154 9V10H153ZM176 9V10H175ZM190 9H192V12L190 13V16L188 17V16H186V15H189V12H190ZM215 9H217V10H215ZM223 11H225L224 13L222 12H220L221 10ZM231 10V12L229 13V10ZM241 9H243L242 11H240ZM6 10V9H5ZM114 10V11H113ZM142 10V11H141ZM145 10H146V12H145ZM158 10H159V13H157L158 12ZM177 11L178 12V14H180V12H182L181 10H183V12H184V14H182V15H184V16H186V18H190L189 19V21L183 16L182 18L184 19H181V18H179L178 19V17H179V15L178 14H176V18H177V20H178V22L179 21H181V23H183V24H181L180 22V24L178 25L177 24V22H176V19H175V21L173 20V27L175 28H172V26L170 27H168V28H170V29H174V31H173V33L172 32H170L171 30L170 29H168V32H169V36H165V38H167V39H164V36H162V37H160L159 39H157V42H155V44H154V46H151L150 48H152V50L150 49V50H148L147 49V47H149L148 45L152 42V40L150 41V43L148 44L147 42H146V45H147V47L145 48L143 45L145 44V34H146V36H147V38L149 37V36H151L152 38L155 36V34H153L152 32H154V33H156L158 30L159 31H161V32H163V30L161 29L160 30V28L159 27H161V28H163L164 26V23H163V25H160L159 24V22L162 24V22H164L163 21V19H166V18H163V17H165V16H167L168 15V13L170 12V11ZM7 11V10H6ZM6 11H4L5 13H6ZM69 11V10H68ZM82 11H84L83 13H82ZM128 11H129V13H128ZM151 12V13H149V14H154V15H151L152 17L154 16L155 18H156V20L158 19L157 17L160 15V13L161 14H163V15H161V16H159V17H161V18H163L162 20L159 18V20H161V21H159V20H157L156 22H154L155 21V18L154 19H152V17H150L149 15H148V13L147 12ZM157 11V12H156ZM189 11V12H188ZM233 11V12H232ZM86 12V13H85ZM106 12V13H105ZM109 12V13H108ZM112 12H114V13H112ZM176 12V13H177ZM220 12V13H219ZM5 13H3V14H5ZM56 13V12H55ZM111 13V14H110ZM123 13V14H122ZM132 13V14H131ZM194 13V14H193ZM218 13V14H217ZM227 13V14H226ZM235 13V14H234ZM44 14V15H45ZM50 14V15H49ZM91 14H89L90 16H91ZM103 14H104V16H103ZM107 14V16H109L110 17V19H111V21H110V19H109V17L107 18V17H105V15ZM117 14V15H116ZM130 14V15H129ZM135 16H134V15ZM157 16H156V15ZM159 14V15H158ZM193 14V15H192ZM214 14V15H213ZM230 14H232V15H230ZM238 14V13H237ZM83 15V16H82ZM110 15H112L113 17H114V19H113V17L112 16H110ZM119 15V16H118ZM124 15H128V16H126V18L127 19H129V20H131L130 22H131V24H130V22H128L127 21V19L126 18H124L125 16ZM133 15V16H132ZM144 15H148L147 17H148V19L150 18V20H148L147 19V17H146V19H145V16ZM181 15V16H182ZM216 15H218V16H220V18L218 17V16H216ZM222 15H224L223 17H222ZM234 15H236V16H234ZM249 15V14H248ZM54 15L53 16H51V17H55ZM118 16V17H117ZM143 16H144V21H143ZM163 16V17H162ZM175 16V15H174ZM173 16V19L175 18ZM178 16V17H177ZM212 16V17H211ZM214 16V17H213ZM226 16V17H225ZM70 17V16H69ZM72 17H70V18H72ZM75 17V18H74ZM76 17H77V19H76ZM81 18V19H79L78 20V18ZM102 17H104L105 19H106V22H105V19L103 18V20H102ZM117 17V18H116ZM132 17V18H131ZM224 17H225V19L228 21V19L227 18H229V21L227 22L225 19H224ZM232 17V18H231ZM237 17V18H236ZM248 17H249V19H248ZM100 18H101V21H100ZM120 18V19H119ZM124 20H123V19ZM131 18V19H130ZM139 18H142V22H140L141 20H138ZM211 18V19H210ZM221 18H223V19H221ZM245 20H244V19ZM254 18V19H253ZM76 19V20H75ZM119 19V20H118ZM126 19V20H125ZM133 19H135L134 20V22H136V23H138V25L136 24V25H134V23L132 22L133 21ZM195 19V20H194ZM200 19V20H199ZM232 19V20H231ZM241 19V20H240ZM40 20V21H39ZM73 20H74V22H73ZM100 21V23H101V25L99 24V21ZM147 20V21H146ZM152 20H154V21H152ZM188 22H187V21ZM190 20H193L192 22H193V24H192V22H190ZM216 20V21H215ZM230 20H231V22H230ZM249 21L248 23H245V21ZM250 20H252L254 23H252V21H250ZM255 20V21H254ZM49 21H51V20H49ZM70 21V22H69ZM151 21V22H150ZM186 23H185V22ZM220 21V22H219ZM232 21H234V22H232ZM242 21V22H241ZM246 21V22H247ZM75 22L77 23V24H75ZM111 22V25L109 24V23ZM189 22H190V24L191 25H188L189 24ZM219 22V23H218ZM251 22V23H250ZM257 22V23H256ZM263 22H264V20H263ZM45 23V24H44ZM70 23H74L73 25L72 24H70ZM98 23V24H97ZM175 23V24H174ZM185 23V24H184ZM226 23H228V24H226ZM230 23H231V26L232 27H234V26H236V28L234 27L233 29L229 26L230 25ZM236 23L238 24V25H236ZM239 23H241V24H239ZM242 23H244L243 25H242ZM41 24V31H40V25ZM48 24H50V22H48ZM104 24V25H103ZM113 24L115 25L114 27H113ZM125 24H126V27L127 26H129V27H125L124 28V26H125ZM139 24H141L140 26H139ZM142 24H143V27H142ZM149 24V25H148ZM152 24V25H151ZM159 24V25H158ZM194 24H196V25H194ZM220 24H221V26H220ZM226 24V25H225ZM233 24H235V25H233ZM29 25V24H28ZM43 25H45V27H43L42 28V26ZM76 25V26H75ZM144 25H147V27L146 26H144ZM156 25H157V29L158 30H154L153 29V27H156ZM178 25V26H177ZM186 25H188V26H190L189 28H187V27H183V26H186ZM242 25V26H241ZM256 26V29L254 28V27H252V26ZM259 25V26H258ZM261 25V26H260ZM59 26V25H58ZM57 26V28H59ZM73 26H75V27H73ZM109 26H111V27H109ZM120 26V27H119ZM123 26V27H122ZM135 26V27H134ZM150 26H152V27H150ZM180 26H182V27H180ZM204 28H203V27ZM217 26V27H216ZM225 28H224V27ZM240 26V27H239ZM250 26V27H249ZM263 26V27H262ZM70 27H69V30H72V29H70ZM104 27V28H103ZM113 27V28H112ZM134 27V28H133ZM138 27V28H137ZM141 27V28H140ZM145 27L148 29V31H146L147 29H145ZM178 27V28H177ZM199 27V28H198ZM214 29L215 28V30H213L212 28ZM222 27H223V29L225 30H223L222 31ZM242 27V28H241ZM258 27V28H257ZM45 28V29H44ZM114 28H116V29H114ZM129 28H130V31L131 32H133V33H131L132 34V37L133 38H131L130 37V39H129V36L131 35L130 33L128 34V32H130L129 31ZM136 28V29H135ZM142 28H144V30H142L141 31V29ZM150 28H151V31H150ZM165 28L167 29V27L165 26ZM177 28V29H176ZM181 28H182V30H181ZM188 29V31H187V29ZM244 28V29H243ZM263 28V29H262ZM35 29V30H34ZM42 29H44V31L42 30ZM119 29V30H118ZM132 29V30H131ZM133 29H135V30H133ZM140 29V30H139ZM179 29V30H178ZM190 29V30H189ZM213 30V32H214V35H212L213 34V32H212V30ZM216 29H219V30H217L216 31ZM221 29V30H220ZM227 29V30H226ZM241 30V31H239V30ZM245 30V31H243V30ZM51 30H53V31H51ZM65 32H64V31ZM110 30V31H109ZM127 30V31H126ZM139 31L140 33L138 34L137 32H135V31ZM170 30V31H169ZM186 30V32H188V35L190 36V38H191V43H193L194 42V40L196 41L195 43H193L192 44V47H194L193 49L190 47V42H188L190 39L188 38V37H186L187 35H184V36H182V37H180L181 35H183V32ZM228 30H230V32L228 33ZM262 30V31H261ZM92 31V32H93ZM107 31V32H106ZM144 31V32H143ZM145 31H146V33H145ZM166 31V30H165ZM180 31H183V32H181L180 33ZM193 31H194V33H193ZM231 31H232V33H231ZM49 32V33H48ZM51 32V33H50ZM59 32H62V33H64V35L61 33V35H60V33ZM100 33V34H103V35H105V37H106V39H105V37L104 38H102V36L99 34H97V36H94L95 35V33ZM122 32V33H121ZM127 32V33H126ZM148 32V33H147ZM151 32V33H150ZM176 32H178V33H176ZM190 32H192L191 34H189ZM195 32H197V33H195ZM221 32V33H220ZM226 32H227V34H226ZM236 32V33H235ZM257 32V34H259ZM34 33V32H33ZM124 33H125V35H124ZM134 33H137L138 34V36L140 37H136V36H134L135 34ZM145 33V34H144ZM239 33H241L240 35H239ZM243 33H245L246 35V37H244V34ZM253 33H255V32H252V34L251 35H255V34H253ZM262 33H261V37H260V39L262 40V41H264V38H262ZM22 34V33H21ZM51 34V36H48V35H50ZM120 34V35H119ZM134 34V35H133ZM136 34V35H137ZM142 34H144V35H142ZM152 34H153V36H152ZM156 34H158V33H156ZM159 34H160V32H159ZM184 34H186L185 32H184ZM220 34V35H219ZM34 35V34H33ZM36 35V36H37ZM54 35V36H53ZM59 35V36H58ZM173 36L172 37V39H171V41H169L170 40V36ZM198 35H199V37H198ZM230 35H232V37L230 36ZM236 35V36H235ZM250 35V36H251ZM36 36L34 35V38L36 39ZM86 36H85V38H86ZM99 36H101V40H99ZM233 36H235L234 38H233ZM256 36V35H255ZM67 37V35L65 36V37H63L64 38V40H65V38ZM95 37V39H96V37L98 38V39H93ZM134 37H136V39L137 40H135L134 39ZM142 37H144V39H142ZM170 37V38H169ZM176 37V38H175ZM196 38L197 40H198V43H197V40L196 39H194L193 40V42H192V38ZM198 37V38H197ZM230 37V38H229ZM252 37V36H251ZM258 38H259V36H257ZM256 37V41H257V38ZM263 37H264V33H263ZM63 38H61V37H59V39L60 40H62ZM150 38V37H149ZM151 38V39H152ZM233 38V39H232ZM237 38V39H236ZM238 38H240V39H238ZM111 39V40H110ZM116 39V40H115ZM178 39H180L181 40V42H180V40H178ZM184 39H186V40H184ZM229 41H228V40ZM245 39H246V41H245ZM260 39H259V41H260ZM42 40V41H41ZM90 40V39H89ZM113 40H115V41H113ZM122 40V41H121ZM132 40V41H131ZM133 40H135V42H133ZM148 40H150V39H148ZM147 40V41H148ZM161 40H162V42H163V44H161V46H160V51H161V53H160V51H159V49H155V47L157 46L158 48H159V43H162L161 42ZM165 40V41H164ZM173 40V41H172ZM200 40V41H199ZM231 40H233V41H231ZM53 40H51V42H52ZM103 41H105V42H103ZM111 41V42H110ZM119 41V42H118ZM120 41H121V43H120ZM127 41L130 43H132V44H126L127 43ZM138 41H139V43H138ZM143 41V42H142ZM177 41H178V43H177ZM183 41H186V42H183ZM231 41V42H230ZM242 41V42H241ZM245 41V42H244ZM250 41V40H249ZM34 42V41H33ZM36 42H34V43H36ZM42 42V43H41ZM43 42L45 43L44 44V46H43ZM49 42V41H48ZM50 42V44H52ZM118 42V43H117ZM141 42V43H140ZM169 42H170V44H169ZM171 42H173V44L171 43ZM174 42H175V44H174ZM232 42H235V44L234 43H232ZM238 42H239V44H238ZM33 43V44H34ZM98 43V44H97ZM103 43V45H101ZM105 43V44H104ZM107 43V44H106ZM115 43V44H114ZM124 45H123V44ZM135 43H137L136 45H134ZM165 43H166V45H165ZM180 43V44H179ZM184 43V44H183ZM187 43H188V45H189V48L187 47L188 45H187ZM232 43V44H231ZM38 44V43H37ZM36 44V46H35V44H34V46L36 47V49L38 48L37 45ZM49 44V43H48ZM110 46H109V45ZM120 44H122V45H120ZM143 44V45H142ZM176 44H177V47H176ZM206 44V45H205ZM228 44V45H227ZM142 47H141V46ZM171 45V46H170ZM180 45V46H179ZM51 46V45H50ZM84 46V47H85ZM113 46V47H112ZM115 46V47H114ZM116 46H118V47H116ZM124 46V47H123ZM172 46L176 49V51L174 50V48H172ZM200 46V47H199ZM207 46V47H206ZM234 46V47H233ZM239 46H241V47H239ZM46 47V46H45ZM47 47H49V46H47ZM45 48V49H48V48ZM52 47V46H51ZM79 47H81V46H79ZM79 47H73L72 48V50L71 51H75L76 49L78 50V48ZM83 47V46H82ZM81 47V48H82ZM96 47V48H95ZM133 47V48H132ZM140 47V49H138ZM186 47V48H185ZM201 47H202V50H201ZM236 47H237V49H236ZM239 47V48H238ZM81 48H79L80 50H81V52L80 53H82V49ZM93 48V49H92ZM99 48V49H98ZM138 50H137V49ZM161 48H164L163 50L161 49ZM165 48H167V50L168 51H166L165 50ZM181 48H183V49H181ZM234 48V49H233ZM243 48V49H242ZM49 49L51 50V48L49 47ZM73 49H75V50H73ZM120 49V50H119ZM126 49V51H124ZM128 49V50H127ZM134 49V50H133ZM172 49V50H171ZM186 49V50H185ZM188 49V50H187ZM190 49V50H189ZM237 50L236 52H234L233 50ZM263 49H264V46H263ZM50 50H49V52H50ZM84 50V49H83ZM92 50H94V51H92ZM104 50H105V52H104ZM116 51V52H114V51ZM130 50V51H129ZM136 50V51H135ZM156 50V51H155ZM159 52H158V51ZM185 50V51H184ZM191 50H193V51H191ZM71 51H70V54H71ZM79 51V50H78ZM91 51V52H90ZM100 51V52H99ZM111 51H112V53H111ZM120 51V52H119ZM123 51V52H122ZM128 51V53H130V54H128V53H126ZM151 51H155L154 53H150ZM169 51H170V55H168V54H166V55H168V56H166L165 55V52L166 53H169ZM171 51H173V52H171ZM188 51H190V52H188ZM240 51V52H239ZM117 52H119V54H121V55H125L124 57L125 58H122V56L120 57V58H122L121 60H120V58H118L119 57V54L117 53ZM177 54H176V53ZM182 52V53H181ZM238 52V53H237ZM51 53V52H50ZM53 53V52H52ZM51 53V54H52ZM97 53V54H96ZM109 53H111V56H110V54ZM172 53H174V54H172ZM190 53H191V55H190ZM242 53H243V56H242ZM22 54V53H21ZM49 54V53H48ZM54 54V53H53ZM79 54V55H78ZM101 54V55H100ZM105 54V55H104ZM116 55V57H115V55ZM126 54H128V55H126ZM136 54V55H137ZM151 54V55H150ZM154 55V57H156V58H154L153 57V55ZM156 54V55H155ZM180 54V55H179ZM182 54V55H181ZM183 54H185V55H183ZM227 54V53H226ZM233 54V55H232ZM235 54H236V56H235ZM259 54V53H258ZM261 54V53H260ZM19 55V54H18ZM47 55V54H46ZM69 55V54H68ZM73 55V54H72ZM100 55V56H99ZM114 55V56H113ZM161 55H163L167 60H165L164 58H162L163 56H161ZM176 55H178V56H176ZM188 57H187V56ZM206 55V56H205ZM246 55V56H245ZM22 57L24 56V54L23 55H21ZM50 56V54L48 55V57ZM71 56V55H70ZM74 56H75V52H74ZM74 56H71V58L72 57H74ZM94 56H95V58H94ZM118 56V57H117ZM130 56V57H129ZM131 56H132V58H131ZM135 56V57H134ZM181 56V57H180ZM190 56V57H189ZM191 56H193L192 58H191ZM228 56V55H227ZM241 56V57H240ZM261 56H263V55H261ZM260 56V57H261ZM19 57V56H18ZM22 57H20V58H22ZM51 57V56H50ZM49 57V58H50ZM93 57V58H92ZM101 57V58H100ZM107 57H108V59H107ZM113 57H115L114 59L115 60H119V62H123V61H125L124 63H121L120 65L122 66V67H120V66H118V68L117 67H114L115 69V71H117V72H113V70L112 71H110V72H108V69H109V64H110V62L112 61V64H113V61H115L114 59L112 60V58ZM172 57V58H171ZM174 57V58H173ZM177 57V58H176ZM231 57H227L228 59H230ZM245 57V58H244ZM247 57H248V60H247ZM264 57V56H263ZM75 59H76V57H74ZM74 58H72V60L74 59ZM78 58V57H77ZM130 58L132 59V60H130ZM145 58V59H146ZM176 58V59H175ZM183 58H184V60L185 59H187L188 58V60H186L185 61V63H184V60H183ZM227 58H222L221 60H223L222 62H218L217 63V65H218V67H217V71H219L220 70V72L222 71L221 69L222 68H224L223 70H225V69H228V68H225V66H227L228 67V64L230 65V64H232L233 62H231L230 60L232 59H230L229 60V63H228V59ZM242 58H244L243 60H242ZM23 59H25V56L23 57ZM45 59H48L46 56H45ZM105 59H107V60H105ZM109 59H111V60H109ZM124 59V60H123ZM158 59V60H157ZM182 59V60H181ZM189 59H190V61H189ZM225 59H226V61H225ZM250 59H252V61L253 62H250ZM81 60V59H80ZM108 60H109V63H108ZM123 60V61H122ZM162 60H163V63H162ZM165 60V61H164ZM177 60V61H176ZM195 61L194 63H192V61ZM197 60H198V62H197ZM232 60H234V59H232ZM236 60V62H238L239 63V61L237 60V59H235ZM243 61V63H242V61ZM76 61V60H75ZM74 61V62H75ZM78 62H79V60H77ZM97 61V62H96ZM106 61H107V64H106ZM152 61V62H151ZM161 61V62H160ZM170 63V64H166V63H168V62ZM188 61V62H187ZM255 61V62H254ZM261 61H263V60H261ZM71 63V62H73V61H68V63ZM104 62V63H103ZM155 62H157V64H158V67H157V65H156V63ZM160 62V63H159ZM173 62H175L174 64H173ZM248 62H250V64L248 63ZM93 63V64H92ZM96 63V64H95ZM117 63V62H116ZM126 63V64H125ZM179 63V64H178ZM193 65H192V64ZM195 63H197V65H195ZM260 63H264V62H260ZM259 63V64H260ZM73 64H75V63H73ZM98 64V65H97ZM114 64H115V62H114ZM118 64V63H117ZM148 64H149V66H148ZM152 64H154V65H152ZM162 64V65H161ZM186 64V65H185ZM189 64V65H188ZM221 64V65H220ZM226 64V65H225ZM256 64V65H255ZM95 65H97V67L99 68H96L95 67ZM101 65V66H100ZM105 65L106 66H108L107 68L105 67ZM152 65V66H151ZM166 65H167V67H171V68H174V70L173 69H171V68H167L166 67ZM181 65V66H180ZM196 66V68H198V70L196 69V72L198 73L199 71L202 73H200L199 72V76L201 75V76H203V77H198V75H197V73H194L195 71H194V69H195V66ZM210 65V66H209ZM222 65H224V66H222ZM249 65V66H248ZM65 66V65H64ZM66 66H68V65H66ZM78 66L80 67V68H78ZM104 66V67H103ZM110 66H112L111 64H110ZM114 66V65H113ZM115 66H117L116 64H115ZM130 66V65H129ZM163 66V67H162ZM175 66V67H174ZM189 66V67H188ZM193 66V67H192ZM245 66H247V67H245ZM260 66H261V64H260ZM263 66V65H262ZM260 67L261 68V72H259L260 71V68L259 67H257V68H259L258 70L256 69L255 71L256 72H254V70H252L251 72H250V70H249V72H245L246 74H251L252 72H254L255 74H252L253 76H254V79H257L258 77L260 78V77H262L264 74H262L263 72H264V69H263V67ZM70 67V66H69ZM183 69L182 70V73H184L185 72V74H183V75H185L184 77L182 76V74L180 75V69ZM183 67V68H182ZM230 67H231V65H230ZM246 68L245 70L244 69H242V68ZM37 68V67H36ZM63 68V67H62ZM72 68V67H71ZM82 68V69H81ZM89 69H90V66L88 67ZM98 69L97 71L96 70H94V69ZM102 68V69H101ZM110 68H113V67H110ZM146 68V69H145ZM149 68H151V69H149ZM155 68V69H154ZM157 68L159 69V71L157 70ZM164 68V69H163ZM208 68H210V69H208ZM253 67L251 68V69H254ZM106 69H107V72H103V71H100V70H105L106 71ZM202 69V70H201ZM206 69H207V71H206ZM249 69H250V67H249ZM31 70H33V69H31ZM37 70H38V68H37ZM65 70V69H64ZM66 70H70V68L68 69V67H67V69ZM83 70H86V71H84L83 72ZM152 70V71H151ZM155 70L156 71H158V75H160V76H156V74H157V72L155 73ZM166 72H165V71ZM167 70H169V71H167ZM171 70H172V72L174 71L175 72V75L176 76H174V73H171ZM179 70V71H178ZM39 71V70H38ZM80 71V72H79ZM148 71H149V74L147 75V73H148ZM206 72V74H205V72ZM263 71V72H262ZM37 72V71H36ZM125 72H127V71H125ZM125 72H121V73H123V75L122 74H119V75H121L120 77H122V76H125V75H127V73L126 74H124ZM147 72V73H146ZM188 72V73H187ZM190 72V73H189ZM92 75H91V74ZM104 73V74H103ZM107 73V74H106ZM111 73V74H110ZM112 73H115V74H112ZM153 73H155V74H153ZM163 73V74H162ZM164 73H166V75L164 74ZM168 73V74H167ZM178 73V74H177ZM186 73H187V75L188 74H190L189 76L190 77H193V78H196V79H194L195 80V82H197V83H195V85H196V87L197 88H194V86H191V85H194V80L192 81V78H190L189 79V76H188V78H185L187 75H186ZM194 73V74H193ZM87 74H89V75H87ZM99 76H97V75ZM163 75V77H164V75H165V77L163 78L162 77V75ZM193 74V75H192ZM196 74V76H194ZM203 74H205V75H203ZM245 74V75H246ZM259 74H262V75H260V76H258ZM85 75L86 76H88V77H86V78H82L83 76L85 77ZM111 75V77H112V75H113V77L111 78V79H113L112 81H113V83H112V81L110 80V79H108V78H110L109 76ZM145 75H146V78H145ZM150 75V76H149ZM169 75V76H168ZM171 75V76H170ZM244 75V77L246 78V76ZM248 75V76H249ZM252 75H250V76H252ZM92 76V77H91ZM103 76H106L105 78L106 79H108L109 81H111V83H112V85H110L111 83H109V87L107 88V87H105L106 85L104 84L107 80L105 79L104 81V83L100 80V77H102L103 79H104V77ZM139 76V77H138ZM179 76V77H178ZM206 76V77H205ZM247 76V77H248ZM94 77V78H93ZM97 77V78H96ZM143 77H144V79H143ZM149 77L151 78L150 80H149ZM179 79H178V78ZM183 77V79H181ZM255 77H257V78H255ZM10 78L11 77H9L7 80H6V83L7 82H9V84L6 86V88L9 90V92H8V90H7V92L8 93H10L11 92V94L13 95V94H15V95H17L19 92H21L22 93V95H27V97L25 98V100H23L24 99V96L23 97H21L22 98V102H23V105H22V102H19L18 100H13L14 102H12V100H10L9 98L10 97H7V99L6 98H4L2 101H1V103H3V104H0V152H1V150L2 151H4V152H6V153H8L9 152V150H10V152H12V153H14V155H15V152H16V154L17 155H21V154H24V153H26V149H27V153H28V150L30 151V150H32L30 147L31 146H26V142H29L28 144H30V145H35L36 144V138H35V136H37V135H41L42 133L40 132V131H38L39 129H41L42 131H44L41 127H33L32 128V131H31V129L28 127V125L27 124H25L24 126L25 127H27V128H24V126H23V120H22V117H21V115L20 116H18V119L16 118V119H14V122H12V121H9V118H10V120H11V117H12V119L13 118H15L14 116H12L13 114L12 113H14V111L12 112L11 110H13V108H14V110L16 109V110H18V109H20V111L18 110V111H16V113L17 112H19L17 115H19L20 114V112H24V110H23V108L26 106V109L28 110V107L29 106H31L30 104H34V101H36V99H38V97H36L35 98V93H30L29 94V96L30 97H32L33 96V94L35 95L34 97H33V101H31L32 99H30L29 98V96H28V93H29V91H31V88L29 87V86H25V87H23V89H22V86H18L17 87V85L12 81V79L10 80ZM90 79V80H88V81H86V82H89L88 84H92L91 86L90 85H88V84H85L86 82H85V80H87V79ZM122 78H124V77H122ZM138 78H140V79H138ZM148 78V79H147ZM162 78V79H161ZM174 78H175V80H177V82H175V83H177V84H173L174 82H172V79H173V81H175L174 80ZM202 79V78H204V79H202V81L200 80V81H196L197 79L199 80V79ZM206 78H208V79H206ZM242 78V77H241ZM240 78V80H242ZM245 78H243V79H245ZM253 78V77H252ZM258 78V79H259ZM263 78H264V76L261 78V79H259V81H252L251 79H250V77H249V79L251 80V82L254 84H251L254 88H252V86L251 85H249L250 84V82H246V84H245V80L244 81H239V78H237L236 79V81L235 82H233V85L235 86V87H231V89L233 90H236V88H237V90L236 91H234L235 93H237L238 94V96H240L239 97V100H243V99H245L244 101H245V103H244V101H242L241 102V106L242 107H244V108H246V110L244 109V108H242V109H244L245 111H247V112H249V111H253L254 109H257V110H254L255 112L257 111V113L258 114H261L262 112H263V116H261V115H258L257 113V116H259V117H256V119L258 118V120L259 121H261L262 119V123L263 124H257V123H259L258 121H257V123H255V124H251V125H257L256 127L254 126L253 128H255V130L254 129H252V133H253V131L254 132H257V129L256 128H258V126H261V125H264V111H263V109H264V85H262V84H264V80H263ZM80 79H85L84 80V82H83V80L82 81H80ZM137 79V80H136ZM146 79V80H145ZM165 79H167V80H165ZM249 79H247V80H249ZM253 79V80H254ZM95 80H97V81H95ZM135 80H136V82L137 83H135ZM142 82V84H140V82ZM145 80V81H144ZM148 80V81H147ZM156 80H158L157 81V83H156ZM171 80V81H170ZM178 80H180V81H178ZM246 80V81H247ZM263 80V81H262ZM73 81H75V82H73ZM76 81H78L77 83H76ZM93 81V82H92ZM99 81H101V83H103L102 85H99V84H101V83H99ZM108 81V82H109ZM131 81V82H130ZM133 81V82H132ZM149 82V81H151V82H149L150 83V86H149V83L147 84V82ZM159 81H161V83L159 82ZM163 81V82H162ZM165 81V82H164ZM167 81V82H166ZM205 81H206V83H205ZM239 81V82H238ZM83 82V83H82ZM95 82L96 83H98V84H95ZM108 82H106L107 84H108ZM139 82V83H138ZM168 82L170 83V86H169V88H167L168 89V92H170V93H168L166 90L167 89H165L167 86H168ZM188 82V83H187ZM200 82V83H199ZM201 82H204L203 83V85H201L202 83ZM244 82V83H243ZM72 83H74L75 84V86H76V91H78V93H76V91L74 92V93H72L73 92V88L75 87L74 86V84H73V86H72ZM132 83H134V84H132ZM166 83H167V85H166ZM236 83H238V85L236 86ZM240 83L242 84V85H244L243 87L244 88H242V91H241V87H242V85H240ZM258 83H262L261 84V86H262V88H261V86H259V88H258V86L257 85H259ZM84 84V85H83ZM129 84H131V85H134V87H136L137 89H133L132 87L133 86H131V88H128L127 86H130ZM143 84H144V86H143ZM145 84L147 85V86H149L151 89H152V91L149 89V87H145ZM156 86H155V85ZM160 84H161V86H160ZM174 85V87L172 86V85ZM191 84V85H190ZM86 85H88V86H86ZM143 87H142V86ZM159 85V86H158ZM200 85V89L198 88V86ZM232 85V84H231ZM232 85V86H233ZM241 87H240V86ZM246 85V86H245ZM73 88H72V87ZM99 86V87H98ZM103 86V87H102ZM139 88H138V87ZM141 86V87H140ZM172 86V87H171ZM206 86V87H205ZM250 86H251V88L253 89V91L252 92H248V91H246V93L249 95V97L247 96V98H246V93H244V91L247 89V90H249L248 88H250ZM256 86H257V88H256ZM83 87V88H82ZM103 89H102V88ZM105 87V88H104ZM165 87V88H164ZM170 87L172 88L171 89V91H169L170 90ZM208 87V90L211 88H209ZM239 87V88H238ZM248 87V88H247ZM28 88V89H27ZM71 88V89H70ZM77 88H78V90H77ZM107 88V89H106ZM144 88H147L146 90H144ZM160 88H161V91H160ZM202 88V89H201ZM246 88V89H245ZM255 88H256V90H255ZM93 89V90H92ZM165 89V90H164ZM238 89H240L239 91H238ZM243 89H244V91H243ZM260 89H262V90H260ZM23 90H25L24 92H26V93H24L23 94ZM68 89H66V91H69ZM87 90V91H86ZM96 90V91H95ZM100 90V91H99ZM133 90H136V91H138V92H136V91H134L133 92ZM148 90V91H147ZM164 90V91H163ZM198 90V97H199V100H197L196 101V103H195V106H197L198 105V107H195V108H197L196 110H195V108H192V107H194V104H193V101L195 100V98H198L197 96H196V94H195V96H193V92H195V91H197ZM201 90V91H200ZM208 90L206 91V92H208ZM258 90H260L261 92H259ZM86 93H85V92ZM92 91H93V93H92ZM108 91V92H109ZM122 91V90H121ZM144 91V92H143ZM146 91V92H145ZM250 91V90H249ZM79 92H81V93H79ZM95 92V93H94ZM100 92H101V94H100ZM124 92V91H123ZM137 94H136V93ZM143 92V93H142ZM152 92V93H151ZM155 92V93H154ZM164 92V94L167 92L168 94H166V95H162V98H165V96H166V98L165 99H162L161 98V93H163ZM190 92H192V93H190ZM201 92V95H199V93ZM203 92V93H204ZM239 92V93H238ZM241 92V93H240ZM21 93H19V94H21ZM75 93H76V98L78 99V100H76V98H75V101H73V102H71L72 101V99L74 98L73 96H72V94H74V96H75ZM122 93V92H121ZM131 93H132V95H133V97L131 96ZM142 93V94H141ZM149 93V94H148ZM158 93V94H157ZM244 93V95H242ZM79 94V95H78ZM86 94V95H85ZM90 94H92V96L90 95ZM131 96H129V95ZM144 94H145V96H144ZM148 94V95H147ZM154 96H153V95ZM155 94L157 95V98L155 99ZM188 94H192V95H188ZM242 96H241V95ZM258 94V95H257ZM14 95V96H15ZM22 95H19V100H20V96H22ZM101 95H103V96H101ZM134 95H137V96H134ZM141 96V99H140V97H138V96ZM250 95H251V98H250ZM255 95V96H254ZM10 96V95H9ZM90 98V100L91 101H94V98H95V100L96 101H94V103H92L90 100H89V98ZM96 96V97H95ZM101 97V99H100V97ZM149 96V97H148ZM152 96L154 97V99L152 98ZM158 96H159V98H158ZM193 96V97H192ZM254 96V97H253ZM17 97V96H16ZM61 97H62V99H61ZM67 97V98H66ZM80 97V98H79ZM107 97H108V95H107ZM106 97V99H108ZM129 97V98H128ZM134 97H137V98H135L134 99ZM218 97V96H217ZM253 97V98H252ZM256 97H258V98H256ZM12 98V97H11ZM29 98V99H28ZM69 98H71V101L69 100ZM93 98V99H92ZM97 98V99H96ZM132 98V99H131ZM142 98H144V99H142ZM146 98H148V100H149V103H148V100L146 99ZM194 100H193V99ZM248 98H249V100H248ZM260 98H262V99H260ZM6 99V100H5ZM26 99H28L27 101L29 102V101H31V103H28L27 101H26ZM35 99V100H34ZM61 99V100H60ZM102 99H104V100H102ZM153 99V100H152ZM157 99H159V100H157ZM252 99H254V100H252ZM257 99H260V101L259 100H257ZM74 100V99H73ZM102 100V101H101ZM147 100V101H146ZM150 100H151V102H150ZM161 100H163V101H161ZM183 100H184V102H183ZM187 100V101H186ZM193 100V101H192ZM248 101V104H247V101ZM255 100H257V101H255ZM263 100V101H262ZM27 102V103H24V102ZM125 101L126 103H123V102ZM131 101V102H130ZM192 101V102H191ZM252 101V103L251 104H254V105H251L250 104V102ZM90 102H91V104H95L94 106L96 107V108H94V106L93 105H90ZM121 102V103H120ZM129 102V103H128ZM140 102V103H139ZM143 102V103H142ZM188 102H191L190 104L188 103ZM255 102V103H254ZM258 102V103H257ZM12 103V104H11ZM20 103H21V106H19L20 105ZM61 103V102H60ZM70 103V104H69ZM73 103V104H72ZM103 103H105L104 105H103ZM139 103V104H138ZM239 103H240V101H239ZM259 103H260V105H259ZM262 103V104H261ZM58 104V105H57ZM122 104H124V105H122ZM126 104V105H125ZM129 104V105H128ZM131 104H132V107H130L131 106ZM149 104V107L147 106ZM245 104V105H244ZM1 105H3L2 106V108H1ZM136 105H137V108H135L136 107ZM193 105V106H192ZM219 104H218V100H217V106H218ZM249 105H250V107H249ZM261 106V108H259V109H261V110H258V107L259 106ZM12 106V107H11ZM91 106H93V107H91ZM123 107V108H121V107ZM189 106V107H188ZM240 106V107H241ZM246 106V107H245ZM253 106V107H252ZM17 107V108H16ZM23 107V108H22ZM32 107H33V105H32ZM98 108V109H96V111L98 110V111H100L101 110V108ZM142 109H141V108ZM185 107V108H184ZM186 107L187 108H189V110L187 109L186 110ZM239 107V108H240ZM249 107V108H248ZM34 108V107H33ZM53 107H52V109H54ZM92 108V109H91ZM127 108H128V110H127ZM135 108V109H134ZM139 108V109H138ZM146 108V109H145ZM201 108V107H200ZM263 108V109H262ZM11 109V110H10ZM88 109L89 110H92V111H88ZM102 109H103V107H102ZM115 109V108H114ZM192 109H193V111H192ZM23 110V111H22ZM126 110V111H125ZM136 110V111H135ZM148 110V112H146V113H144L145 111H147ZM184 110V111H183ZM185 110H186V112H185ZM96 111L94 112V113H96ZM126 113H125V112ZM140 111V112H139ZM143 111V112H142ZM192 111V112H191ZM196 111V112H195ZM84 112H86V113H88V115H90V116H88L86 113H85V115H82V114H84ZM92 112V113H91ZM139 112V113H138ZM141 112H142V114H141ZM185 112V113H184ZM189 112V113H188ZM9 113H11V115H10V117H9ZM25 113H27V114H25ZM99 113V112H98ZM97 113V114H98ZM119 113V114H118ZM122 113V114H121ZM196 113V114H197ZM133 114V115H132ZM27 115H28V112H24L23 113V117H27ZM75 115H78V116H75ZM94 115V114H93ZM93 115L91 116L92 118H96L97 117V115L95 116V117H93ZM118 115H122L121 117L120 116H118ZM132 115V116H131ZM136 115V116H135ZM139 115V116H138ZM117 116V117H116ZM126 116H127V118H126ZM131 116V117H130ZM130 117V118H129ZM140 117V118H139ZM261 117H263V118H261ZM20 118V119H19ZM30 118V117H29ZM46 118H48L47 116L45 117V119ZM110 118H111V120H110ZM126 118V119H125ZM137 118V119H136ZM171 118V119H170ZM173 118V119H172ZM179 118V119H178ZM261 120H260V119ZM24 119V118H23ZM113 119V120H112ZM121 119H123L122 121H120ZM128 119V120H127ZM130 119V120H129ZM177 119V120H176ZM15 120L17 121V122H19V123H17V122H15ZM48 120V119H47ZM67 120V121H66ZM108 120H110V123L108 122ZM138 120V121H137ZM174 120V121H173ZM184 120V121H183ZM191 120H192V118H191ZM115 121V122H114ZM128 121V122H127ZM167 121V122H166ZM172 121V122H171ZM23 122V123H22ZM114 122V123H113ZM123 122V123H122ZM127 122V123H126ZM136 123L135 125H133L132 123ZM138 122V123H137ZM171 122V123H170ZM177 122V123H176ZM184 122V123H183ZM191 122V121H190ZM253 122H256L255 120L253 121ZM88 124H89V121L87 122ZM163 123H164V125H163ZM168 123V124H167ZM174 124V125H170V124ZM189 123V122H188ZM105 124V125H106ZM121 126H120V125ZM125 124V125H124ZM165 124H167V125H165ZM13 125H14V127H13ZM69 125V126H68ZM106 125V126H107ZM131 125V126H130ZM189 125H190V123H189ZM30 126V125H29ZM63 126V127H62ZM117 126H119V127H117ZM129 126V127H128ZM163 126V127H162ZM177 126V128H173V127H176ZM17 127H18V130H17ZM30 127H32V126H30ZM68 127H69V129H68ZM165 127H167V129L165 128ZM173 129H172V128ZM14 128V129H13ZM23 128V129H22ZM119 130H117V129ZM164 128V129H163ZM179 128V129H178ZM185 128V127H184ZM251 128H252V126L250 127V132H251ZM262 128H264V126H261V127H259L258 128V136H260L261 138H259L258 136V140H256V143L258 142L259 144H258V146H255V147H253L254 146V144H250L251 145V150L252 149H254L255 148V150H254V152H251V153H255L256 152V150L257 149H263L264 150V130L262 129ZM14 131H13V130ZM24 129H26V130H24ZM30 129V130H29ZM38 129V130H37ZM110 129V130H109ZM163 129V130H162ZM172 129V130H171ZM182 130V131H179V130ZM35 130H37V132L35 131ZM71 130V131H70ZM113 130V131H112ZM170 130V131H169ZM262 130H263V132H262ZM16 131V132H15ZM19 131V132H18ZM35 131V132H34ZM65 131V132H64ZM67 131H69L70 133H74V135H72V134H70L69 132H67ZM117 131V132H116ZM157 131V132H156ZM177 131H179V133L177 132ZM38 132L39 133H41V134H38ZM64 132V133H63ZM160 132V133H159ZM17 133V134H16ZM24 133V134H23ZM28 133L29 134H32V133H36L37 135H35V134H32L31 136H33V137H31L30 135H28ZM47 135H46V134ZM68 133V134H67ZM153 133V134H152ZM157 135H156V134ZM159 134V135H158ZM174 134H175V132H174ZM260 134V135H259ZM8 135V136H7ZM9 135L11 136V138H13V139H11L10 137H9ZM17 137H21L20 139L19 138H17ZM21 135V136H20ZM22 135H24V136H22ZM35 135V136H34ZM43 136H48V131L47 130H45L44 132H43V134H42ZM69 135H71V137L69 136ZM150 135H151V137H150ZM172 135H173V133H172ZM253 135H254V137H256L255 135H256V133L254 134L253 133ZM15 136V137H14ZM67 136H69L70 138H73V139H68L69 137H67ZM106 136V137H105ZM111 138H110V137ZM148 136V137H147ZM157 136L159 137L158 139H156L157 138ZM197 136H199L200 137V135L199 134H197ZM196 136V137H197ZM24 137V138H23ZM28 139H27V138ZM30 137H31V139H30ZM127 138V140H123L124 138ZM134 137H135V139H134ZM139 139H138V138ZM153 137H154V139H153ZM199 137H198V140H199ZM4 138V139H3ZM14 138H16V139H14ZM35 138V139H34ZM63 138H64V136H63ZM142 138H144L143 140H141ZM163 138V137H162ZM161 138V139H162ZM201 138V137H200ZM22 139H24L23 141H25V143L23 142V145L22 146H24V144H25V147H22V146H19V145H21L22 144ZM26 139V140H25ZM30 139V140H29ZM107 139V140H106ZM134 139V140H133ZM152 139V140H151ZM160 139V140H161ZM256 139V138H255ZM8 140V141H7ZM19 140V141H18ZM28 140V141H27ZM33 140H35V143H31V142H33ZM38 140V139H37ZM104 140V141H103ZM18 141V142H17ZM21 141V142H20ZM31 141V142H30ZM110 141V142H109ZM200 141V140H199ZM262 141V142H261ZM5 142V143H4ZM106 142H108V143H106ZM132 142V143H131ZM152 142H151V144H152ZM156 142V141H155ZM156 142V143H157ZM18 143V144H17ZM111 143V144H110ZM138 143V142H137ZM136 143V144H137ZM147 143H145V144H147ZM263 143V144H262ZM5 144H6V147H5ZM57 144V143H56ZM110 144V145H109ZM139 144H141L140 142H139ZM147 144V145H148ZM200 144V143H199ZM14 145V146H13ZM53 145H55V144H53ZM128 145H129V147H128ZM131 145H132V147L133 148H135V149H133V150H135L134 152H133V150H132V156H131V154H130V156H128L127 154H129L130 153V147H131ZM150 145V144H149ZM155 145V144H154ZM255 145H257V144H255ZM13 146V147H12ZM138 147H140V145H137ZM142 146V145H141ZM143 146H146V145H143ZM196 146H198L197 145V143H196ZM10 147H12L11 149H10ZM26 147H29V148H26ZM96 147V146H95ZM138 147H137V149H138ZM17 148H19V150L17 149ZM112 148H113V150L115 149V151H113L112 150ZM200 148V146H198V149ZM5 149V150H4ZM108 149V150H107ZM111 149V150H110ZM139 149H142V147L141 148H139ZM138 149V150H139ZM15 150V151H14ZM52 150V149H51ZM51 150H46L47 152H50ZM22 153H21V152ZM25 151V152H24ZM109 151H111V152H109ZM117 151V152H116ZM128 151V152H127ZM197 151H199V150H197ZM253 151V150H252ZM3 152V153H4ZM10 152L8 153V155L7 154H3L2 152L0 153V164L2 163V165H4V163L6 164L7 163V161H8V163H7V166L6 167H10L9 169H13V168H11V167H19L18 168V170L17 171H19V169H21V170H24V168L26 167V166H28V163H30L31 161H33L34 159H35V157H34V159L32 160V158H33V156H32V158H30V157H27V153H26V158H24L25 160L23 161V159H19V158H22L20 155L19 156H17V155H15V157L14 156H12L13 154H10ZM18 152V153H17ZM20 152V153H19ZM24 152V153H23ZM51 152H53V150L51 151ZM70 153L71 152V150L69 149V150H66L64 153ZM109 152V154H107ZM112 152H113V154H114V156H113V154H112ZM127 152V153H126ZM64 153L62 152V153H55L54 152V155H58V156H56L55 157V159H52V160H54L55 161V163H56V161H57V163H59V164H63V162H61L60 163V161H62V160H65L66 158H65V156L67 155V153L64 155ZM197 153V152H196ZM34 154V153H33ZM126 154V155H125ZM2 155V156H1ZM5 155V156H4ZM7 155V156H6ZM36 155H37V153H36ZM44 155H46L45 153H44ZM43 155V153H42V156H40V160L38 159V157L39 156H37L36 157V159L35 160H37V161H33L34 163H36L37 165H35L34 167H37V168H34V170L35 169H37L38 170V168L40 169V171H41V169L42 168H40V165L42 164V166H44V167H46V166H48V169H46V170H44L45 168L43 167V171H45L44 173H40V175L38 176V174L39 173H37V176H38V178H42L43 179V181H42V179H41V181H38L37 180V176L35 177V179H31L30 180V178H31V176L30 177H27L28 175H29V173H30V175H31V172H30V170L31 171H33V168L31 167V164H32V162L30 163V165L28 166L29 168H27L26 170V172H28V170H29V173H25V170H24V173L22 172H20V173H17V171L14 173V171L16 170V168H14L15 170L14 171H8V169L7 168H5V166H4V168L7 170V174H5L4 175V172L6 171L5 169H3L2 171H1V173H0V186L1 185H3V186H1L0 188H1V190H0V195L1 194H4V196L3 195H1L2 197H0V214H2V215H0V235L2 236V234L3 233H5V234H3L4 236H0V264L2 263V264H13V262L14 263H16V264H22V262H23V264H34V262H39L38 264H47L45 261H47L46 259H47V254H48V257L50 258V259H52V256H54L55 255V253L57 252L56 250V252H53L54 250H53V248L55 249L56 248V246H57V243H58V246H59V244L62 242L61 240H60V238L61 237H63V233H65V232H67V231H65V229L66 230H69V228L70 227H67V221L65 222L64 220L65 219H67V217L65 218L64 216L66 215V213H68L69 211H67L66 212V210H67V206L69 205L68 203L69 202H66V200H67V194H69V192H70V195H69V200H70V197H71V190H70V188H69V185L68 186H66V183L67 182H65V180L63 179V181H62V177H61V175L59 176V174H58V172H56V169L58 168V167H56L57 166V164H56V166H54V162H52L53 164L52 165H50V167H49V164H51V158H49V159H47L48 158V154L46 155L47 157L45 158V156ZM53 155V156H54ZM62 155V156H61ZM97 155V154H96ZM264 153L262 154V156H260V159H259V161H263V162H259L258 164V166H257V168L259 169V166H260V169L259 170H261V172L263 173V171H264ZM10 156H12L13 158H9ZM52 156V158H54ZM62 157V158H60V157ZM68 156H69V154H68ZM100 156H98V158L95 160V158H93L92 159V161L94 162V160H95V162H98L99 161V157ZM23 157H25L24 155H23ZM42 157H44V159L42 158ZM111 157V158H112ZM5 158V159H4ZM17 158H18V160H17ZM28 158H30V159H28ZM41 158H42V160H41ZM59 158L61 159L60 161H59ZM106 158V159H107ZM128 158H130L129 160H127ZM1 159H3V160H1ZM16 161H15V160ZM57 159V160H56ZM6 160V161H5ZM31 160V161H30ZM38 160H39V162H38ZM47 160H49L50 162H48L49 164H47L46 162H47ZM100 160H101V158H100ZM105 160V159H104ZM103 159L101 160L102 162L104 161ZM133 160V159H132ZM26 161V162H25ZM28 161H30V162H28ZM44 161V162H43ZM59 161V162H58ZM106 161V160H105ZM108 161V160H107ZM40 163V165L38 164V163ZM43 162V163H42ZM100 162V161H99ZM102 162H100V163H102ZM110 162V161H109ZM109 162H105V164H104V162L102 163V164H99L100 166V168H102L104 165H106V164H108ZM111 162H113L114 163V161L113 160H111ZM10 163H12V165L10 164ZM10 164V165H9ZM19 164H21V165H19ZM47 164V165H46ZM59 164H58V166H59ZM104 164V165H103ZM2 165H1V168H2ZM15 165V166H14ZM23 165V166H22ZM103 165V166H102ZM122 165H123V163H122ZM122 165H120V166H122ZM124 165H127V164H124ZM33 166V165H32ZM41 166V167H42ZM54 166V167H53ZM96 166V165H95ZM97 167V166H96ZM98 167V168H99ZM104 167H106V169H104ZM102 169H100V171L98 172V170L94 167V171L96 172V170H97V173L96 174H91L90 175V178L88 179V180H86L87 182H89L90 183V189H93L92 187H95L96 189V192H95V190L94 191H91V193L93 192V195L90 193V191L88 190V192H89V196H94V198H92L91 197V199L92 200H94V201H100V203L98 202L97 204V207H99L98 209L97 208H95V210H89L90 212H89V215L91 214L92 215V217H91V222L89 223V225H91L90 226V228L92 227V226H94L92 229L94 230V233L95 234H101L99 237H100V239H101V241H100V243L99 244H97V245H93V246H91V249H89V252H90V250H91V252L93 253V254H95V253H98V255L99 254H105L106 252H108V254L110 255L111 254V252L113 253L112 255H114V249L116 248V245L118 244L117 242H119V241H117L116 239V235H113V237L112 238H114L115 237V240L117 241H114V242H116L115 244H114V242H113V239H112V242L110 243L109 241V243H106L107 241H106V239H107V237H104V234L102 235V233H103V231L105 230V228L107 229V230H109L108 228H112L113 230H112V232L114 231V233L113 234H116L117 233V231H119V222L120 221H117L118 220V217L116 216L115 217V207H113V206H116V208L118 207V206H120L121 207V209H122V206H123V203L125 202L122 198H124V195H119L120 197H121V199L119 198V196H118V193H120L121 191H119L118 193H117V191L118 190H120L118 187V185H116L117 184V182H115L114 183V181L116 180H114L112 183L110 182V180H112V179H109V181H108V179H105V178H107V176L108 175H110V177H108V178H112L113 177V175H111L110 173H112L111 171H110V173H109V170H108V168H107V165L106 166H104ZM1 168H0V170H1ZM50 168V169H49ZM96 169V170H95ZM103 170V171H102ZM106 171H108V172H106ZM106 172V173H105ZM3 173V174H2ZM36 173H34L35 175H36ZM98 173H99V175H98ZM107 174V176L105 175V174ZM260 173V172H259ZM261 173V174H262ZM14 174V175H13ZM18 175V176H20L21 177V179H22V183H23V186L22 185H20L21 183V180H19V178L16 176V175ZM23 174V175H22ZM80 174H81V176H80ZM79 174V177H82L83 176V174H82V172ZM105 176H104V175ZM264 174V173H263ZM262 174V175H263ZM6 175H7V177H6ZM10 175H11V177L12 176H14L15 178H18V179H14L13 180V182H16V184L14 185V183H12V181H8V178H9V180H11V177H10ZM59 177H58V176ZM96 175V177H94ZM101 175V176H100ZM102 175H103V177L104 178H101L102 177ZM32 176H33V174H32ZM56 176V177H55ZM92 176V177H91ZM23 177V178H22ZM27 177V178H26ZM33 177V178H34ZM3 178V179H2ZM5 178L7 179L6 181H5ZM56 178H57V180L59 181L60 179V181L59 182H61L60 184H59V182L56 180ZM96 178V179H95ZM114 178V177H113ZM117 178V177H116ZM29 179V180H28ZM82 179V178H81ZM95 179V180H94ZM105 179L106 181H108V182H110V183H106V181H105V183H106V185H104V187H103V184H105L104 182H103V180ZM15 180H17V181H15ZM40 180V179H39ZM118 180V179H117ZM11 182V183H10ZM65 182V183H64ZM87 182H86V187H88L87 185H89V183L87 184ZM95 183V186H94V183ZM97 182H99V183H97ZM2 183V184H1ZM18 183H19V185H18ZM24 183H26V185L24 186ZM56 183H58V185L56 184ZM114 183V184H113ZM118 183H119V180H118ZM7 184H9V186L7 185ZM12 184V185H11ZM51 184V185H50ZM54 184H56L55 186H56V189H58V191L57 190H55V186H54ZM61 184H62V186L64 187V188H62L61 189ZM68 184V183H67ZM108 184V185H107ZM5 185V186H4ZM13 185L15 186V187H13ZM17 185V186H16ZM111 185V186H110ZM114 185L116 186V190H113V187H114ZM12 186V188L11 189H8V187H11ZM18 186H21V188L19 187L18 188ZM54 186V187H53ZM60 187V189L59 188H57V187ZM110 186V187H109ZM113 186V187H112ZM5 187H7V189H6V191H5ZM53 187V188H52ZM69 188L68 190H69V192L68 191H66V188ZM106 187V188H105ZM34 188H38L39 189V193H38V189H36V193L34 192ZM50 188H52V189H50ZM103 188V189H102ZM108 188L110 189V190H108ZM112 188V189H111ZM14 189H18V190H14ZM65 191H64V190ZM114 189H115V187H114ZM4 191V193H3V191ZM27 190H29V191H31V192H28ZM47 190H50V191H47ZM51 190H55V191H51ZM61 190V191H60ZM62 190L64 191V192H62ZM102 190V191H101ZM26 191H27V193H26ZM57 191V195H55V197L54 196H51L52 194H54L55 192ZM108 191V192H107ZM109 191H111V193L109 192ZM34 192V194H33V196H31L32 195V193ZM47 192H52L51 194H50V197H48V195L47 194H45V193H47ZM54 192V193H53ZM68 192V193H67ZM113 192H115V193H117V195L115 196V193H113ZM21 193H25V194H23V196L25 197H23L22 198V194ZM67 193V194H66ZM107 193V194H106ZM109 193V194H108ZM10 194V195H9ZM14 194H16V195H14ZM36 194V195H35ZM56 194V193H55ZM121 194H122V192H121ZM6 195H7V200H6ZM15 196V198H17V199H20V203H19V201L17 200V199H15L14 198V196ZM21 195V197L19 198V196ZM26 195H27V199H26ZM96 195V196H95ZM105 195H106V197H105ZM111 195H113V196H111ZM12 196H13V199H12ZM30 196V197H29ZM37 196V198L36 199H33L34 197H36ZM42 196H43V200H42ZM57 196V197H56ZM61 196H66V197H61ZM111 196V197H110ZM45 197L46 198H49V200H50V202H49V200L47 199V201L48 202H46V200L44 201V199H45ZM60 197H61V200H60ZM119 198V200L117 199V198ZM29 198H30V200H29ZM50 198H52V200L50 199ZM66 198V199H65ZM98 198V199H97ZM110 198V201H111V208H110V203H109V205H107L106 206V204L109 202V200L108 199ZM113 198H116L115 200H113ZM8 199H9V202H8ZM14 199H15V201H14ZM25 199V201L24 202H26V203H28V205L26 204V203H24L23 202V200ZM32 199H33V201L35 202H33L32 201ZM64 199H65V201H64ZM90 199V197H89V200H91ZM103 199V200H102ZM35 200H38V201H35ZM59 200V201H58ZM88 200V201H89ZM102 200V201H101ZM105 200H108V202H106ZM118 200V201H117ZM120 200H121V202H123V203H120ZM12 201L13 202H15V203H13L12 204ZM22 201V202H21ZM32 201V202H31ZM68 201V200H67ZM104 201V202H103ZM2 202H4V204H6V206L4 205L3 206V203ZM31 202V203H30ZM37 202V203H36ZM39 202V203H38ZM43 202V203H42ZM46 202V203H45ZM52 202V203H51ZM93 202V201H92ZM92 202L90 203V201H89V203H90V205H89V207L91 206V204H92ZM106 202V203H105ZM113 202H114V204H113ZM115 202H117V203H115ZM2 203V204H1ZM11 204V206L12 207H10V205L9 204ZM17 203V204H16ZM19 203V204H18ZM30 203V204H29ZM33 203H34V205H33ZM56 203H57V205H56ZM88 203V202H87ZM122 205H120V204ZM15 204V205H14ZM20 204H21V207H20ZM35 204H39V205H36L35 206ZM48 204V205H47ZM68 204V205H67ZM94 204V203H93ZM116 204V205H115ZM117 204H119V205H117ZM26 205V206H25ZM50 205V206H49ZM67 205V206H66ZM8 206V207H7ZM29 206L31 207L32 206V208L35 206V208H33L32 209V211H31V208H29ZM39 206V207H38ZM47 206H48V209H45L44 207H46L47 208ZM56 206V207H55ZM67 208H66V207ZM96 206V202H95V205L93 206V207H95ZM104 206V207H103ZM2 207H4V209L2 208ZM10 207V208H9ZM16 208V210H15V208ZM19 209H18V208ZM26 207V208H25ZM37 207H38V212H40V213H38L37 214V212L35 211V209L37 210ZM55 207V208H54ZM92 207V206H91ZM91 207H90V209H91ZM107 209H106V208ZM119 207V208H120ZM14 208V209H13ZM27 208H29V210H30V212H27V211H29V210H27ZM62 208V209H61ZM101 208V209H100ZM109 208L111 209V210H109ZM112 208H113V210H112ZM119 208H117V210L119 209ZM7 209H9V212H7ZM51 209V210H50ZM92 209H94V208H92ZM120 209V210H121ZM141 209H142V211H143V214H142V216H141V219H140V221L142 220V218H143V216H144V218H146V219H148L147 221H146V219H144L143 218V222L141 221V224H139L141 227H142V223H143V227L141 228L140 226H139V230L142 232H140L142 235H141V237L143 238H145L144 240L148 243V242H150V243H148V245H149V247H154L151 251H155V254H154V251L152 252V255H154L153 257L156 259L157 258V254L158 253H156L157 251L159 252V256H160V254L161 255H163L165 252H166V250L169 248V242L166 244V241H165V239H167V237L168 238H171V235L169 234V232H171V229L174 227L173 226V224L175 223L174 221L175 220H173V218L171 217V218H168V219H165V220H157L156 218L154 219V218H150L151 219V222L149 221V218H147L146 217V214L148 213L147 211L146 212H144L145 210V208L144 207H142L141 206ZM3 210V211H2ZM41 210V211H40ZM43 210H45V211H43ZM47 210V211H46ZM49 210V211H48ZM61 210H62V214H60L61 213ZM120 210H118L119 212H116L117 214L116 215H120L119 213H121L120 212ZM2 211V212H1ZM11 211H13V212H11ZM17 211V212H16ZM18 211H19V214H17L18 215V217H17V219L15 218V215H16V213H18ZM98 211H100V212H98ZM101 211H103V212H101ZM107 211V212H106ZM122 211V210H121ZM149 211V210H148ZM6 212L8 213V214H6ZM16 212V213H15ZM33 212V213H32ZM47 214H46V213ZM65 212V213H64ZM96 212V213H95ZM105 212V213H104ZM10 213H11V216H13V217H9V215H10ZM21 213V214H20ZM29 213H31L30 215H29ZM110 213V214H109ZM33 214H34V216H33ZM36 214H37V216L38 215H40L41 216V218H40V216H36ZM49 214V215H48ZM50 214H52V215H50ZM55 214V215H54ZM69 214V213H68ZM106 214V215H105ZM145 214V215H144ZM44 215V216H43ZM47 215V216H46ZM60 215H62V216H60ZM111 215H113V217L111 216ZM148 215V214H147ZM4 216V217H3ZM29 217V216H31V217H29L28 218V220H27V218L26 217ZM94 216V217H93ZM108 216V217H107ZM121 216V215H120ZM149 216H151L152 217V215L149 213ZM154 216V215H153ZM43 217V218H42ZM46 217H48V220H47V218ZM65 219H64V218ZM90 217V216H89ZM5 218H6V220H5ZM22 218V219H21ZM56 218V219H55ZM59 220H58V219ZM61 218H63L62 219V221H64V223H62V221H61ZM106 218H107V220H106ZM110 218H112V219H110ZM11 219L13 220L12 221V223H11ZM14 219H16V220H14ZM35 219H37V224H36V220ZM55 220V221H53V220ZM90 219V218H89ZM115 219H117L116 221H117V223H115L114 221H115ZM119 219H120V217H119ZM172 219V220H171ZM10 220V221H9ZM27 222H26V221ZM30 220L32 221V222H30ZM35 222H34V221ZM41 220H43L44 222H45V225H47L46 227L44 226V225H42V224H40L41 223ZM154 220H155V222H154ZM156 220H157V222H156ZM7 221V222H6ZM93 221V222H92ZM146 221V222H145ZM171 221H173V222H171ZM4 222V223H3ZM23 222H24V225H23ZM26 222V223H25ZM61 222V223H60ZM113 222V223H112ZM150 222V223H149ZM154 222V223H153ZM170 222V223H169ZM7 225H11V229H10V227L8 228V227H6L5 225L6 224ZM9 223V224H8ZM33 225H32V224ZM54 224V226H53V224ZM58 223V226H59V228H58V226L56 225V224ZM101 223V224H100ZM112 223V224H111ZM152 223L153 224H155V225H153L152 227H154L155 228V230H154V232H153V230H152V227H151V225H152ZM158 223V224H157ZM160 223V224H159ZM167 223V224H166ZM25 224H27L26 226H27V228H25L26 226H25ZM30 224V225H29ZM60 224V225H59ZM65 224V225H64ZM69 224V223H68ZM116 224H118V227H117V225ZM146 226H145V225ZM151 224V225H150ZM163 224V225H162ZM169 224V225H168ZM32 225V226H31ZM49 225H51L50 227H49ZM148 225H150V226H148ZM157 225V226H156ZM34 226V227H33ZM36 226V227H35ZM53 226V227H52ZM62 228H61V227ZM66 226V227H65ZM103 226H107V227H105V228H102ZM148 226V228H146ZM159 226V227H158ZM166 226V227H165ZM21 227H23V228H21ZM58 229L57 230V233L59 232V235L57 234V233H55L56 232V228ZM150 227H151V230H150ZM161 227V228H160ZM164 227V229H162ZM170 227V228H169ZM7 228L8 229H10L11 231H9V230H7ZM14 228V229H13ZM16 228V229H15ZM20 228V229H19ZM39 228V229H38ZM47 228V229H46ZM61 228V230L59 231V229ZM111 228H110V230H111ZM118 228V229H117ZM144 228H146V229H144ZM157 228L159 229V230H157ZM167 228V229H166ZM37 229H38V231H37ZM43 229V231H40V230H42ZM62 229H64V230H62ZM102 229H104L103 231H101ZM143 229H144V231H143ZM5 230H6V232L7 233H9V235H8V238H7V234H6V232H5ZM22 230V231H21ZM35 230V231H34ZM51 230V231H50ZM115 230H117V231H115ZM164 230H168L167 232L166 231H164ZM9 231V232H8ZM27 231V232H26ZM48 231H49V233H48ZM65 231V232H64ZM150 231V232H149ZM155 231H156V233H155ZM163 232V233H159L160 234V236L159 235H157V237L155 236L156 234H158L157 232ZM24 232V233H23ZM40 232H42V236H43V238H41L39 235H40ZM43 232H45L44 234H43ZM101 232V233H100ZM144 232H146L145 234H144ZM152 232V233H151ZM164 232H165V234H164ZM2 233V234H1ZM15 233V234H14ZM50 233H51V235H50ZM54 233V235H52ZM155 233V234H154ZM167 233V234H166ZM172 233V232H171ZM13 234V235H12ZM17 234H19V235H17ZM22 234V235H21ZM30 236V234H32L31 236H30V240H29V237H28V235ZM35 234H36V236H35ZM38 234V235H37ZM47 234V235H46ZM153 235L154 234V236L152 237L151 235ZM26 235V236H25ZM56 235V236H55ZM11 236V237H10ZM12 236H13V238H12ZM16 236H18V237H16ZM46 236H52V237H50V238H46ZM98 236V235H97ZM159 236V237H158ZM166 236V237H165ZM5 237V238H4ZM25 237V239H27V240H24L23 238ZM36 237V239H34ZM40 239H39V238ZM55 237V238H54ZM57 237V238H56ZM156 237V238H155ZM162 239H161V238ZM165 239H164V238ZM4 238V239H3ZM16 238V239H15ZM19 238H21L20 240H19ZM45 238H46V240H45ZM7 239V240H6ZM8 239H13L11 242H10V240L8 241ZM41 240V242L39 241V240ZM44 239V240H43ZM159 239V241H157ZM6 240V241H5ZM37 240V241H36ZM53 240V241H52ZM108 240V239H107ZM151 240H153V241H151ZM162 240L164 241V242H162ZM2 241H3V245H5V244H7V246H8V248H5L6 246H4L3 247V245H2ZM19 242V243H17V242ZM40 243H39V242ZM48 241H52V242H49L48 243ZM59 241V242H58ZM103 241L105 242V243H103ZM144 241V243H145V247L147 248L148 246H146V242ZM7 242V243H6ZM10 243V245L12 246V248H11V246H9V243ZM32 242V243H31ZM53 242H54V244H53ZM15 243V244H14ZM50 243H51V245H50ZM156 243V244H155ZM15 246H14V245ZM26 244V245H25ZM34 244V245H33ZM47 244V245H46ZM106 244V245H105ZM152 244H153V246H152ZM160 246H159V245ZM166 244V245H165ZM18 245V246H17ZM28 245V246H27ZM29 245H31L32 246V248L34 247V249L32 250L31 249V247L29 246ZM38 245H39V249H41L42 247H44L43 248V250H37L36 249V252H35V247L36 248H38ZM54 245V246H53ZM105 245V246H104ZM110 245V246H109ZM156 245V246H155ZM48 246H49V248H50V246H51V250H53L52 252H53V254L54 255H52V252H50V251H48L49 249H48ZM57 246V247H58ZM94 246H96V248L94 249ZM107 246H108V250L106 249L107 248ZM113 246H115V247H113ZM3 247V248H2ZM18 248V247H20V248H18V249H16V248ZM103 249H102V248ZM148 247V248H149ZM164 247H166L167 249L165 250V248ZM4 248L6 249L5 251H4ZM11 248V249H10ZM24 248H26L25 250H24ZM47 248V249H46ZM94 250H93V249ZM101 250H100V249ZM114 248V249H113ZM160 248V249H159ZM8 249V250H7ZM18 251H16V250ZM29 249V250H28ZM31 249V250H30ZM58 249V248H57ZM99 249V251H96V250H98ZM20 250V251H19ZM46 252H45V251ZM95 251V253L93 252V251ZM149 250H150V248H149ZM6 251H7V253H6ZM17 253H16V252ZM22 251V252H21ZM32 252V254H29V253H27V252ZM39 251H41V252H39ZM102 251H104L103 253H99V252H102ZM106 251V252H105ZM5 252V253H4ZM9 252V253H8ZM19 252L21 253L20 255H19ZM30 252V253H31ZM38 252V253H37ZM44 252V253H43ZM91 252L89 253V255H91V260L93 261V260H95V255L93 256V254H91ZM161 252V253H160ZM163 252V253H162ZM11 253H12V256H11ZM22 253H24V257H23V255H22ZM151 253V252H150ZM9 254H10V256H9ZM27 254L29 255V256H34V258L32 259L31 257L30 258H27L28 256H27ZM35 254H36V256L38 257H36L35 256ZM40 254V255H39ZM42 254H45L46 255V257H45V255H43V257H42ZM50 254H51V257H50ZM107 254V253H106ZM4 255H6V256H4ZM4 256V257H3ZM8 256V257H7ZM15 256V257H14ZM20 256H21V258H20ZM96 256H97V254H96ZM7 257V258H6ZM9 257H11V258H9ZM26 257V258H25ZM142 257V256H141ZM20 258V259H19ZM92 258H94V259H92ZM4 259V260H3ZM14 259H15V261L16 260H19V261H14ZM23 259H24V261H23ZM26 259V260H25ZM28 259H30V260H28ZM41 259V260H40ZM45 259V260H44ZM50 259H48V264H49V262H50ZM143 259V260H142ZM142 259L140 260V258L138 259V261L140 260V262L141 263H139V264H142L143 262H144V264H145V260H146V258L144 259V257H142ZM158 259V258H157ZM29 262H28V261ZM32 260V261H31ZM35 260V261H34ZM154 260V259H153ZM4 261H5V263H4ZM6 261H7V263H6ZM10 261V262H9ZM27 261V262H26ZM31 261V262H30ZM43 261V262H42ZM143 261V262H142ZM33 262V263H32ZM41 262V263H40ZM94 262V261H93ZM36 264V263H35Z\"/></svg>",
	"mask_w": 264,
	"mask_h": 264
}]
</instances>
